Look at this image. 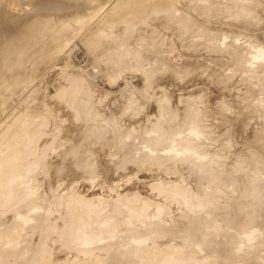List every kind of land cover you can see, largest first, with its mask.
<instances>
[{
	"label": "rangeland",
	"instance_id": "374dc122",
	"mask_svg": "<svg viewBox=\"0 0 264 264\" xmlns=\"http://www.w3.org/2000/svg\"><path fill=\"white\" fill-rule=\"evenodd\" d=\"M1 1L2 2L3 1L8 2L7 5L10 3L8 6L11 8H9V9H13V10L19 9L20 5H19L18 1L16 2V0H1ZM186 1H189L191 3V5L196 3V2H199V1H201V2H199V4H201L203 1H206V2H208V1L207 0H196V1L194 0L195 2L193 1V3H192L191 2L192 0H185V4H186V7L188 6L187 7L188 10L186 9V7H184L185 5L178 3V5L180 6V7L178 6L179 7L178 13H179V10L181 9V6H182V7H184L182 9L186 10L189 13L188 15H190L192 18L194 16V18H195V15H194V11H195V14H196L195 19H196L197 23L199 24V26L201 27V25H203L205 23H203L204 20H202L204 15L201 12H199L200 11V8H198L199 6L196 5V7H194L195 9L193 11L192 10L193 8H190L191 7V5H189L190 3L188 4V3H186ZM220 1L222 3L224 1L228 2L229 0H224V1L220 0ZM231 1L228 2V4L230 3V6L232 5ZM243 1L244 0H242V3H243ZM247 1L250 2V0H247ZM181 2H182V0H180V3ZM244 2H246V1H244ZM182 3H184V1ZM224 3H226V2H224ZM224 3H222V4H224ZM228 4H224L222 6V9L224 7V9L226 11V8L229 7ZM225 5L227 6L226 8H225ZM1 6L3 7V4L0 2V8H2ZM28 6L29 5H27V7ZM234 6H235V4L232 5L234 10H237L236 9L237 5H236V7H234ZM232 7H231V9H232ZM103 8L104 9H102L100 11L101 13H99V11H98L97 12L98 14L97 13L95 14L96 17L93 18L91 20V22H93V23H94V21L96 22V20H98L99 15L100 14L103 15L104 14L103 12H105V10H108L107 5H105V7H103ZM189 8H190V10H189ZM196 9H199V11ZM1 10L2 9H0V11ZM232 10H231V12H233V14L231 12H229L228 9L226 11V13L229 12L230 15H233L232 19H231L230 15L226 14L225 12H223V13L221 12L222 15H221V13L219 15L222 17L220 18V16L219 17L217 16V19L219 18L218 19L219 23L217 21L215 23V21H213V20L208 21V22L206 21L207 25H203L202 27L206 28L207 30L212 31L211 22H213L214 23L213 25L215 26V27L213 26V28L214 29L216 28V29L213 30L214 33L212 34V36L214 34H217L218 29H220L219 32L221 31V34H222V32L223 33L226 32V33H228L227 35L229 36L231 33V30L234 31L237 27L239 29H236V32L234 31L235 32L234 35L235 36L237 35V37L239 36L238 37L239 39H241L240 35H242V32L245 33V31L246 32L252 31L251 33L249 32L250 33L249 35L252 37L253 42H250V39H251L250 36L249 37L247 36L249 38V41H247V38L245 40L244 37L242 39L243 41H241V40H238V38H236L235 36H234V38H236V39H234L231 36L232 39L236 40V41H232V42H234V44L230 41L231 38L229 39V42H231L233 45L237 46V44H240V43H241L240 45H242V46L244 45L243 46L244 48H242V46L240 48L238 47L241 50H237L238 48L236 46L235 47L237 49L235 47H232L233 46L232 44L226 45L225 42H223V41H227L230 36L227 38V40L223 39L224 37L223 38L221 37V39H222V42H221V40H217V38L220 37L219 32H218V35L214 36L216 39L215 40L212 36L210 37V33H212V32L207 31V30H203V29H201L202 27L200 28V31L202 30L201 32L193 33V32H195L196 29H198V28H196V29H192V31L189 30V31H191L190 33L187 31L189 33V35H187V32L184 33L186 37L184 36V34H182L184 36L183 37L184 39L178 33H177L178 35L175 34L176 31H174L175 33L172 31L173 32L172 35L169 34L171 32V30H170V32L165 31V33L167 32L169 35L172 36V38H171L169 35H167V33L164 34V32H163L164 29H162L161 34H164L165 38L162 37V35H161V37L164 38V40H162L164 43H162V45L159 46L160 48L157 47V49H154L151 46V43L148 42V43H145L144 46L141 47V49L143 48L144 52H147V53L154 52L153 54L158 55V56H153V54L152 55L151 54H147V55L145 54L146 56H144V57L148 56L149 58L151 55L150 59H152V60H153V58L163 56V58L161 57L162 59L158 58V62H159V60L161 62L163 60L165 61V59L167 58L166 61H168V63H167L168 65L165 64L164 62H162V63H164L163 64L164 67L161 68L162 65H160V64H162V63L159 62L160 66H158V65L157 66L161 69H159V68L156 69L155 66H156V64H158V62L155 63V59L153 61H151L153 63L149 64L146 62H142L141 65H139L140 61H143L142 59L144 57L142 56L141 58L140 57L137 58L138 60H140L139 63L137 61H135V64L136 65L138 64L137 66L139 67L137 70L135 69L136 70L135 71L134 68H137V67L132 66L133 63L130 62L133 59L132 58L133 55H132V57H130L131 54H126V55H128V57L131 58V60L129 61L130 64L125 60L127 57L125 55L126 56V57L124 56L125 59H124V57H122L124 59V62H123L124 64L121 63L124 66L122 67V65L121 66L119 65L120 64L119 62H121L122 59L118 62L119 64L117 67L119 68L120 71L117 69L116 66H114L115 70L117 69V72L119 71V73H117V75L124 74V72H125V74L127 73L129 75L128 76L127 74L126 75L124 74L122 77L124 78V76L125 77L127 76V78H124L125 80H123V81L121 80V82L119 81L120 77H121L120 75H119L120 77L119 76L117 77L116 72L113 75L114 67L111 69L109 68L111 71L107 67L106 71L107 72L110 71L112 73V75L110 74V72H109V74L106 73V75H110L109 77L111 78V79H109V77L107 76V80H106L105 68H104V70L99 69V68H101L99 65L101 64L102 68L104 66L106 67V66H111V65H105V63L102 64L103 62L100 63L98 61L95 62V60H99L98 58H92V56L94 55L93 53H94L95 48H94V50L93 49L90 50L89 48L90 47L92 48V46L89 47L87 44L86 46L88 47V50L91 51L90 57H89V53H88L89 51L87 49H85L86 46L84 45L83 39L79 40V38H80L79 35L81 34L80 32H79V35L77 34V36H79V37H77V36H76V38L72 37V39H71V40H73L72 41L73 43L71 42L72 45L70 44L69 46H67V48L69 47V52L71 51L70 54L64 53L65 54V56H64V54L62 55V53H63L62 52L60 54L57 53L61 56H59V55L56 56L57 55L56 53H52V55L55 56V58L53 56H51V57H53L52 59H55V60L54 61L50 60V62H53V63L57 62V64H58V61L60 62L61 61L60 58H62V60L65 59V61H63V62L61 61V62L64 63V62L68 61L66 63H67V65L68 64L69 65L68 66L66 65L67 68H65L66 63H64V65H63L60 62V64L64 66V68H65L64 70L61 69V68H63V66H61L60 64H58L57 66H59L61 70L59 69V67L57 68V66L54 67L55 70H54V68L51 69L52 74L54 73V71L56 73L58 69L60 70L58 72H60L61 74L58 73L56 75L54 73L53 75H51L50 74L51 72L48 73L49 71H47V73L50 74V76L48 75L49 76L48 79H50V77H51L50 80L53 81V84L51 83V81H45V80H48L47 79L48 76H47L46 72H44L45 73L44 76L46 75V77H44L43 73H41L40 77L43 76L44 78H40V77L38 78V76L40 75V74H38L35 77V78H37L36 79L37 81L34 78L33 82H35V83L32 84L34 86L36 84V87H35L36 89L31 91L32 93H30V95L28 97V100H30L32 98L33 99L30 101L27 100L28 103L32 102L34 100V98H36V95L41 93V92H39V90L42 91L41 89L38 90L39 93L36 91L38 89V85L40 83L43 82L42 83L43 85H41V86H44V82H48V83L50 82L49 85L52 84L54 86L55 84L58 85L60 81L63 83V80H64L63 78H65L67 81L64 80V83L66 86L67 85L69 86L70 85V84H68V81H69L68 77L69 76L65 75V73L67 74V72H68V75H69L70 74L69 72H71L70 76L72 75V77H74V74L79 73V72H80L79 74H81V71H83L82 69H84L82 74L84 76L86 74V76H87V77L85 76L86 79L87 80L89 79V81L91 80L90 82L87 81V83L89 82L88 84H90V83L91 84L86 87L87 89H85V91H83L84 99L81 98L82 94H81V97L78 98L79 103L84 100V104L86 102V104L90 103L92 108H94L95 106L97 107L100 103H103L102 99H100L97 94H99L100 89H101V91L103 89H105L107 87V84L109 83L108 88L111 89V90H109V92L111 91L112 94L110 95L109 92H107L108 88L105 89L106 92L103 90L106 93V95L107 94L109 95V96L107 95L109 98L105 100V103H107V104L103 103L104 105H107V106H104L106 108V110L104 108H102L103 104L99 105L97 109L95 107L93 110H92L90 105L87 106L85 104V106H87V107L90 106V115L91 116L93 114V116L95 118H99V119L103 118V120L106 119L104 121H106L107 123H105L103 121L105 124L103 122L101 123L102 119L100 121V124H102L101 125L102 128L104 125L107 127V129L101 128L103 131L108 130V124L110 121H111V123L114 121L113 122L114 124L112 127L113 129L109 126V128H110L109 130L113 131V133L115 132L116 134L117 133L119 134V132L122 130L120 132L121 134H119V135L117 134L118 135L117 136L118 137L117 142L120 141L119 139H122L121 140L122 142L120 141L121 145L119 146L120 151H119V149L118 150L116 149V148H118V144H116L117 143L116 142L117 137H114V139L116 138L115 139L116 143H115L113 141V138H112L114 135L111 134L110 131H108L109 134L107 132H105L104 138L106 136L113 135V136H111V139H110V136L107 138L114 142V145H113L114 147L112 145H111L112 146L111 148H113V149H111L109 147L110 142H111L110 140H107V141H110V142H107L109 144L105 143L106 142L105 140H104L105 142L102 140L103 143H105V145H106L105 146L102 143L103 144L102 147L104 146L106 148L104 149V147H103L101 149L100 145H101L102 141H100V140L103 138V136H102L103 133H99V131H98L99 129L97 127L95 128V131H97V134L95 131H93L94 135H98V136H95V138H100V139L96 140V141L100 142V144H98L97 142H95L94 135H91L92 134V129H91L92 127L87 126V125H91V124L97 125V122L99 124V121H98L99 119L96 120V122H94L95 121V119H93L94 117L92 116V118H91V116L89 115V117L91 119L89 117H88V119L90 121L93 119L94 121H91L90 122L91 124L89 122L86 123L89 120H87V118H86V120L83 119L84 118V117H82L83 115L79 116L77 110L75 108L72 109L73 108L72 106H74V105L71 104L72 108H68V106H66V103H67V105L70 104L68 102L70 100H66L61 96L62 97L61 99H63L62 101H64V100L67 101V102L64 101L63 103H61L62 101L59 97L60 94L57 95V97L55 96L56 94H58L57 93L58 89L60 91V89H61L60 87L56 86V88H54L55 86L53 87L52 85H50L47 88L48 84L47 85L45 84L46 86H44L42 93L39 94L37 96V98H38V100H41V101H39L40 103L42 102L44 104V102L46 100L43 101L44 98L40 99L39 98V97H41L40 95H46L47 92L49 95H51V94L53 95V93H54L55 95H53V96H55V98L52 96L46 95L48 98L47 100H49V98L51 97L52 103L50 102L49 106H50V109H52L53 111L48 109L47 108L48 106L44 107V106H42L43 105L42 103L40 104L38 102L41 105L40 108L42 107V109L43 108L46 110L48 109L50 111V113L54 112L55 116H57V113H58L56 110L59 109L58 110V111H60L59 114L63 115V116H61V118H63V117L65 118L66 115L69 116L68 114L70 113L69 117H71L77 124L81 123L80 126H82V124L84 123L82 126V130H84V131L80 130L81 127L79 128V124L77 125L74 122V124L76 126L75 127L73 125V120L71 121V118H68V119L67 118L66 119L59 118V119H61L60 120L61 122L65 123V125H64L65 128L63 129L65 132L70 128L65 133L62 130L63 126L59 125V123H61L58 119V117H60V115L55 118L53 113H51V114H53V116H52L48 112V114H50V116H52L49 118L48 115H45L47 113L42 114V115H45V117H44V118H46L45 120L49 119L48 122L51 121V118H53V121L57 119L59 122V123L58 122L56 123L54 121L53 122L54 124L52 122H49V124H48L47 121H44V125L42 127L45 128L47 126V128L50 129V126L51 127L55 126L54 127V129H55L56 127L59 126L58 128H60V129L56 128L57 130L56 129L53 130V128H51L50 129L52 131L51 132L45 128L48 135L46 134V131L44 132V130H43V132L46 135H44V133L41 135L40 138L42 140H40V142L44 141L43 139L47 138L48 141L45 140L46 144L47 143L48 144L51 143V144L47 145L46 148H48L49 146H51L52 148L49 147V149H51V151L49 150V153L47 151L48 149H45V154L46 153H48V154L47 155L44 154V158L42 161L34 164L29 170L26 167L29 165V162H28L29 158H25L23 160L26 163L22 164L21 167L18 170H16L17 173L14 172V173H16L14 175H17V178H19L20 181H18L17 183L15 181L14 185L11 187V190H10L11 195L13 197L11 199L12 206L8 210H6L7 207H4V208L0 207V210H1L0 211V254L6 252V250H10L9 248H11V246L14 244V238L8 237L7 232L8 233H17V232L23 231V233L21 232L18 235L19 240H20L19 252L21 254V258L19 261L20 264H264V225H262V222L264 221V217H261V215L264 216V211H263V209H264V198H263L264 197V178L262 175V174H264V172H263L264 171V169H263L264 165L261 161L262 164L259 165V168L262 167V170L261 169L259 170V168H257L258 164L255 165V163L252 162L251 159H250L251 160V163H250L248 156L246 155V154H249V156L252 155L251 154L252 153L251 152L252 146L256 143V141H257V143H259L260 147H262L261 149H263L262 154L264 152V148H263V146H264V106H263L264 105V88H263L264 87V65H262L264 63V58H262V60H261V57H258L259 59L254 57V59L252 60V58H250L249 56L247 57V55H246V54H249L252 57L253 54L256 53L258 55V53H259V55H261V52L264 51V50L261 51L262 48H258L259 46L261 47V44L264 46V26H263L264 25V16H261V18L258 19L259 22L258 21L257 22L259 24H257V22L255 21L253 23L249 22L250 25L247 26V25H245L246 23L243 24L238 19V16L235 17L236 16L235 11H232ZM244 10H247V9L245 8ZM180 11H182V10H180ZM189 11H191V12H189ZM192 12H193V15H192ZM198 12H199L200 19L198 18L199 17ZM200 13H201V15H200ZM261 13H263V12H261ZM226 15L233 22L228 20L229 22L226 21V22H223V24H222V25H224L226 23L225 26L227 25L228 27L227 26L226 27L220 26V24H221L220 20L222 19V21H223L224 20L223 18L227 17ZM100 17H99V19H100ZM233 17H235V19H237V21L235 20L236 22L240 21L237 23V26L236 25L234 26L235 21L233 20ZM200 20H202L203 22ZM225 20H227V19H225ZM209 22H210V24H208ZM113 23H115V22H113ZM227 23L232 24V25H230V27H229V24H227ZM115 24H117V22ZM115 24L112 25V26H114L113 27L114 30L117 27L119 28L121 26V25L118 26L119 24L115 26ZM141 24H145V25H141ZM141 24H139V27L143 26L142 28H144V29L148 28V26L150 27V25L147 26L146 23H141ZM216 24H218L217 26L222 27L224 29L222 30V28L216 27ZM208 25H211V28ZM257 25H260V27ZM261 26L263 28H261ZM233 27L235 29H233ZM249 27H252V28L249 29ZM241 28H244L245 30L244 29L242 30ZM258 28L260 30L261 29L262 30L258 31ZM165 30H167V29H165ZM198 30H196V31H198ZM229 30H230V33L227 32ZM237 30H238V32H237ZM239 30H240V32H239ZM205 31H206V35L203 34V33H205ZM254 31H256V32H254ZM198 33L199 34L202 33L204 35V36L200 35L202 37V39H200L201 37L199 36ZM226 33H225V35H226ZM239 33H240V35H238ZM252 33L254 34L255 38H257L256 36H258L262 41V43H261V41H258L259 43H258V45H256L258 49H256L257 50L256 52L254 51L255 49L254 50L252 49V48L256 47V46L252 45L253 43H256V39H254V37L252 36L253 35ZM173 34H175L177 36L173 37L174 36ZM191 34H194V36L196 34V38L200 37L199 41H198V39H196ZM207 34L209 35L210 38L207 36ZM231 34L233 35V33H231ZM225 35L222 34L221 36H225ZM246 35H248V33H246ZM246 35H244V36L246 37ZM133 36L134 35L130 36V37H132L133 40L130 37L129 38L125 37L126 43L128 42L127 43L128 45L126 47L134 46L135 42H137V44H135V46L136 45L141 46L140 42H138V41H140L138 39V37L137 36L133 37ZM187 36H189L188 39H190V41H194L193 43L198 42V45H196V43L193 44L194 46L195 45L196 46L195 47L193 46L195 49H193V51H191V52H190V50H192V48H193L191 46L192 43L190 41H188V42L184 41L187 39ZM191 36L194 37L193 38L194 40L193 39L191 40ZM205 36H207V37H205ZM176 37H179V38L173 40ZM204 37L207 38L208 40L210 39L212 41L209 42L208 40L204 39ZM74 38H75V40H74ZM135 38L138 41H136ZM166 38H167V40H166ZM170 38H171L172 43L170 41ZM119 39H120L119 43L120 42L123 43L122 45H120V47L121 46L124 47V45H125L124 37H123V39H121V37ZM127 39L128 40L131 39L132 43L130 41H128ZM182 39H183L184 43L186 42V43H188V45L191 43V45H189V46L187 45L188 47L185 46L186 43L183 45L181 43ZM213 39H214V41H217L218 45L214 44L216 42L211 43V42H213ZM168 40L171 43L170 46H172V50L174 49L173 46L175 47V49H177V50L174 49L172 53L170 52L171 47L167 48V46H169V45L167 43H165ZM176 40L178 42L179 41L180 42L178 43ZM244 41H247V42H244ZM74 42L76 43V45ZM236 42H239V43L236 44ZM242 42H244V44H242ZM248 42H249V44H248ZM222 43H223V46H222ZM129 44H130V46H129ZM172 44H174V45H172ZM180 44L183 47L185 46L184 47L185 50L186 49L188 50V48H189L190 50H188V51L190 53L188 51L185 53H181V51H185V50H182L183 47ZM247 45H249V46L251 45L250 47H252V46L253 47L249 48ZM70 46L74 47V48L72 47L73 50H70V48H71ZM140 46H138V47H140ZM176 46H179V49L182 47L181 50H178V47H176ZM245 46H247L248 48ZM93 47H94V45H93ZM97 47L98 46H96V48ZM196 47H197V49H196ZM245 48L247 49L248 52L252 49L254 51V53L252 51H251L252 54L247 53ZM116 49L118 50V47H115L113 50H116ZM243 49H244V51H246V54H244V53H242L243 55L238 54L239 53L238 51H240V53H241L243 51ZM53 52H56V51H53ZM191 53H193V54H191ZM67 55L69 56V59L71 58V63H72L73 68L75 69L76 68L75 65L77 66V68H76L77 72H76V69L73 70L72 66L70 65L71 63H70ZM228 56H229V58H227ZM56 57H58V58H56ZM93 57H95V55ZM210 57H211V59L213 58V60L215 59V61L213 62L210 59ZM130 58H127V60H129ZM147 58L146 59L144 58V59L148 61L149 58L148 59ZM191 58L192 59L195 58L194 61L198 65H196L194 63V61H190ZM198 58L202 59V62H201V63H203L202 65L201 64L199 65V63H200L199 61H201L200 59L196 60ZM203 58L206 61L210 59L212 61V63H214V64L210 65L211 61L209 60V62H208L209 64L206 62L207 66H204L205 60H203ZM247 58H250V59H247ZM134 59H133V62H134ZM225 59L227 61H224ZM245 59H247L246 60L247 63L244 62ZM220 60H221V62H218ZM250 60H251V63H250ZM92 61H94L93 64H95L93 66L94 68L92 67ZM156 61H157V59H156ZM181 61L182 62L183 61H189L190 63L188 62V64L186 65L187 62H184L185 64H183ZM216 61L218 63H216ZM253 61H257V62H254V64H253ZM97 62L100 64H98ZM125 62L128 63L127 64L128 67L125 65L126 64ZM177 62H179L178 66H177V64H178ZM191 62H193L196 66H198V68H196L195 65L193 66V64ZM260 62H262L261 66L259 65ZM73 63H75V64H73ZM154 63H155V65H154ZM181 63H182V66L180 65ZM243 63H246L245 68H247V70L244 68V65L243 66L241 65ZM189 64H190V66H193L195 68L189 72H187V70L185 72V69L187 67H184V65L189 66ZM247 64H249V65H247ZM149 65H151L152 67L150 66V69L147 70V68H149ZM208 65H210V66H208ZM234 65H236L238 67L235 66V68H234L233 67ZM256 65H258V66H256ZM125 66L127 68H129V66H130V68L127 69V68H125ZM141 66H143V67H141ZM173 66L174 67L177 66L176 67L177 69H181L180 67H182L183 71L180 70L182 73L177 72L176 68H175L176 70L174 71L172 68ZM248 66H250L249 69H248ZM91 67L93 69H91ZM131 67H134V68H131ZM68 68H70V70L72 68V71H74L76 73L72 74L73 72L69 71ZM78 68H80V69H78ZM189 68H192V67H188L187 69L189 70ZM243 68H244V70H243ZM250 68H252V69H250ZM123 69H125L124 72L122 71ZM66 70H68V71L65 72ZM87 70H88V73H87ZM127 70L128 71L130 70L129 73L132 72V70L135 72L130 73L131 74V76H130V74L128 72H126ZM150 70L151 71L153 70L154 72L151 73ZM121 71L123 73H120ZM101 72L104 74H101ZM183 72H185V73H183ZM62 73H63V75H62ZM94 73L95 74L97 73L95 78H98V81H97V79H94V75H95ZM99 73H100V76H99ZM59 74L61 77L63 76L62 79H60L61 77H57V76H59ZM88 74H91L92 79H90V77H89L90 75H88ZM54 75H56L55 77L58 79H56L54 77ZM83 75H81L82 78H85ZM92 75H93V77H92ZM101 75H103L105 77H103ZM147 75H151V78L149 79L151 81L146 80ZM52 76L55 79H53ZM100 77H102L101 80H99ZM122 77H121V79H122ZM112 78H114V80ZM117 78H119V79H117ZM40 79H41V81H40ZM59 79H60L59 82H57V81H55L57 83L54 82V80H59ZM86 79H85V81H86ZM103 79L106 81H104ZM115 79L119 81V82L118 81L116 82V84L118 83L117 85H119V83H122L125 81L123 83L125 87L123 86V84H121V85H119L120 87L118 86L121 89L118 88V91L114 90V89H116L113 87L114 85L116 87ZM93 80H95L97 83ZM145 80L148 83H146ZM39 81H40V83H39ZM92 81L94 82V85L95 84L99 85V83H100V85H102V84H104V82H106V83L108 82V83L107 84L105 83L102 86H98L100 88L98 91V87L96 85L95 86L92 85L93 84ZM101 81L102 82L104 81V82L102 83ZM112 81H113L114 85H113ZM142 81H144L143 82L144 84H142ZM66 82H67V84H66ZM110 82H111L112 87H109ZM256 83H257V85H259L258 87H257V85H255ZM139 84H141V85L139 86ZM145 84H147V85H145ZM260 84L262 85V88H261ZM63 85L64 84H62L61 87ZM143 85H145V86H143ZM41 86L39 85V88H43ZM90 86L92 88L89 89ZM93 86H94V88L97 87L96 88L97 91L95 89H93ZM104 86H106V87H104ZM50 87L52 89H50ZM102 87H103V89H102ZM139 87H143V88H141L143 91L142 92L143 94H141V89H139L140 93L136 94L137 93L136 90ZM45 88L53 90L52 91L53 93L50 90L47 91V89H45ZM53 88L55 89V92L57 90L56 93L54 92ZM123 88H124V90H122ZM145 88H146L147 92H145ZM19 89H21V87ZM112 89L114 90V92L112 91ZM128 89H129V91H128ZM133 89L135 90L136 93L133 92V94H132V91H134ZM253 89H256V90H253ZM259 89H260V91H259ZM44 90H46L47 92ZM89 90L94 91L95 93L94 92L91 93V91H89ZM17 91H20V92L22 91V94H23L26 92V89H24V90H18L17 89ZM33 92L35 93L34 94L35 97H33L34 96ZM96 92H98V93H96ZM102 92H100L101 94H99L100 97L102 96ZM254 92L256 93V95H254L255 94ZM105 93H103V96H102L103 100L106 97ZM129 93L132 94V97L135 95L136 96L140 95L139 97L141 98V95H143V97L141 98V99L145 98L143 100V103L145 100H146L145 103L148 102L146 105H144L145 103L143 104L141 101L142 107L139 109L135 105L136 106V107H134L135 110L134 109L133 110H134V112H136V109H137L138 113L137 114L133 113L134 116L131 114V112L133 111V110H131L133 106L131 107V109H130V107L127 106L129 108L128 110L131 111L130 113H127L128 116L131 115L130 117L125 115L126 112H124V109H122L123 107L125 108V106L127 104L130 106V104L128 102H130L131 99H133V98L128 97V101L126 100L127 96L131 95V94L128 95ZM134 93H135V95H134ZM259 93H261L262 95L261 94L259 95ZM31 94L33 96H31ZM89 95H91V97H93L92 99L98 98L100 100V103H99V101H96V102L91 101V97L88 99ZM144 95H146V96L144 97ZM46 96H42V97H46ZM94 96H96V97H94ZM136 96L134 98L135 100H132V101L138 103V102H140L139 100H141V99L137 96L138 100H136L137 99ZM85 97H87L89 103H87V101H86L87 99L85 100ZM254 97H255V99H253ZM37 98H36V100H37ZM53 98H54V100L56 98L60 99V100L57 99L58 103L60 102L61 106H62V104L63 105L65 104L66 107H64V106L63 107L67 110V112L63 107L60 106V108L63 109V112H62V110L60 108H58L59 104H57V103H56L57 109L54 110L52 107L55 105L54 100H52ZM129 98H130V100H129ZM261 98L263 101L261 100ZM73 99H72V101H74ZM37 101H35L36 107L38 106L37 108H38V110H40L39 104L37 103ZM49 101L48 102L46 101V104H44V105H47V103L49 104ZM75 101H76V99H75ZM126 101H127V103H125ZM132 101H131V104H134V103H132ZM190 101H192V103H190ZM257 101L258 102L260 101V102L258 103ZM35 102H32V106L35 105L34 104ZM76 102L78 104L79 111L81 109H83V110L85 109V106L79 105L78 100ZM91 102H95V104L93 105ZM249 102H250V104H249ZM28 103L26 102V104H28ZM123 103L125 105H123ZM188 103H190V104H188ZM221 103H222V105H221ZM262 103H263V105H262ZM51 104H54V105L51 106ZM81 104H83V103H81ZM119 104H122L123 106L119 105ZM24 105H25V103H24ZM220 105H221V107H220ZM116 106L117 107L121 106L122 108L121 107L120 108L122 110L119 109V107H118V111H117V109H116V111H114L115 110L114 107H116ZM139 106H140V103H139ZM189 106L193 110L192 111L193 113L191 112V114L195 115L194 121H192V122L189 121L190 120L189 119L190 114L188 112L191 111V109L190 110L188 109ZM69 107H70V105H69ZM99 107L101 109H99ZM110 107L114 110H112ZM127 107L125 108V111H126ZM255 108H257V109H255ZM44 109L42 110L43 112L46 111ZM68 109H70V110H68ZM185 109H188V112H185ZM72 110H76V113H77V114H74L75 113V111H74V113L72 114L74 117L71 115V113L73 112ZM91 110L93 113H91ZM98 110H100V111H98ZM101 110H105L109 115L106 112H103L104 116L101 115L102 114ZM119 110L122 112V114L119 112ZM146 110H148V111L146 112ZM259 110H261L260 111L261 113L259 112ZM64 111H65V114H64ZM70 111H72V112H70ZM129 111H127V112H129ZM115 112L116 113L118 112L117 116L120 117V115H121V117L124 118V120L125 119L127 120V121L126 120L125 121L120 120V121H122L121 123L123 124V126H127L125 128L126 130L128 128L127 131H129V132L131 131V133H133V132L135 133V137L134 136H132V137L134 138V140L137 139L135 141L136 146H137V144H139V142H141L140 144H142V141L144 142V140L146 141V139H148V138H149V141L151 143L150 137H152L153 134H155L154 136L157 135L156 132L154 133L152 130L154 129V127L157 128V126H160V125L162 126V130H163L161 135L164 136V135L169 134L173 131H174V133L175 132L176 133L175 134L173 133L170 135V137H171L170 140L167 139V140L162 141L160 143L161 147H158L159 153L156 152L157 148H155V149L153 148L154 146H152V143L147 145L146 144L147 141L144 142L145 144L143 143L142 145H139V146H143L145 149H142V147L137 146L138 149L140 148V151L133 150V146L135 147L134 140H132V142H134V144L131 148L132 150L129 149V152H128V148H130L131 145L128 144V146H127L126 142L123 139H125V140L127 138L131 139V137L130 138L128 137V136H131V135H129L131 133L128 132V135H127V131L125 129H122L123 126L121 125L122 127H120L121 123H120L119 119L121 117L115 118L114 117V116H116ZM98 113H100V114H98ZM113 113H115V114H113ZM239 113H241V114H239ZM251 113H252V115H251ZM187 114H188V116H187ZM244 114H245V117H244ZM42 115L40 118H42ZM95 115H97V116H95ZM98 115H100V116H98ZM106 115H108V116H106ZM124 115L127 116L129 118V120L127 117H123ZM241 115H242V117H241ZM39 116H40V114H39ZM76 116L80 117V118L78 119V118H76ZM47 117H48V119H47ZM74 118H76V119H74ZM81 118L83 119V121ZM226 118L228 119V122L226 121ZM247 118H249V119H247ZM115 119H117L118 121H116ZM242 119H244V120L247 119V120L245 122ZM251 119L253 120L254 124L251 122ZM38 120H41V119H38ZM62 120H65V121H62ZM66 120L67 121L70 120V122H67ZM79 120L81 122H79ZM185 120H188V121H185ZM247 121L249 123H247ZM117 122H119V123H117ZM69 123H71L70 126L72 125L75 129L78 127V129L75 130L76 132L74 130H72L73 129L72 126L67 127V125L69 126ZM111 123L109 125L112 126ZM115 123H117V124H115ZM126 123H128V124H126ZM185 123L190 125V126L188 125L190 129H191V127H192V129H193V127H195L194 129H196L198 132H195L196 130H192V131L190 130L191 131V133H190L188 126L184 125ZM51 124H53V125H51ZM118 124H119V126H117V127H119V130H120L119 132H117L118 128L114 127V125L116 126ZM129 124H130V128L128 126ZM247 124L249 126H247ZM250 124L253 127H251ZM84 125H86V126H84ZM184 126H186L187 129L183 128ZM254 126H256V127H254ZM85 127L86 128L88 127V129H91V131L89 130L91 133H89V131L87 129H85ZM98 127H100V126L98 125ZM152 127H153V129H152ZM115 128H117L116 129L117 131H114ZM132 129H133V132H132ZM134 129H136V130L134 131ZM178 129H180L179 130L180 132H177ZM58 130H59V132H58ZM77 130H79V133L81 132L82 136L85 134L83 136L84 138L89 133L91 138L93 136L92 139H94V141H92V139H89L90 142H88V139L86 141L82 140V139H81L82 141L79 140L80 139L79 137L81 134H78ZM123 130L126 131V134H124V135L122 134V133H125V131H123ZM146 130H147V132L148 131L150 132L149 135H148V133H146L147 135H145L144 132H146ZM175 130H177V131H175ZM56 131L59 134L56 133ZM71 131H74L75 134H73L74 132H71ZM85 131H87V132H85ZM50 132H51L52 136H51V134H49ZM151 132H152V135H151ZM192 132H193V134L196 133L195 135L197 136V138H195L196 137L195 135L192 136ZM98 133L100 134V136ZM106 133H107V135H106ZM141 133H144L143 136L141 135ZM186 133L188 134L189 137L186 135ZM53 134L54 135L57 134L56 137ZM66 134H67V136L68 135H72V136H69L67 139L65 138L64 139L65 141L71 140L72 137H74V135L76 137V134H77V137L79 136L78 137L79 139L77 138V140L79 142L75 138L74 139L77 142L75 140H71L74 142L68 141L69 142L68 143V142H65L63 140L66 143V145L64 143L63 144L64 146L62 145L64 148H62V146H60L61 147L60 148L59 144L63 143V141H61V139L66 137ZM136 134H137V136H136ZM257 134H258V136L256 138ZM43 135L45 138L44 137L42 138ZM125 135H127V137ZM48 136H50V138ZM82 136H81V138H82ZM88 136L86 138H88ZM119 136L120 137L123 136L126 138H123V137L120 138ZM173 136H175L176 138L174 139ZM136 137H138L139 139ZM178 137L181 138L182 142H180ZM193 137L195 139H193ZM54 138H56V140ZM189 138H190V141H188ZM176 139L179 142L175 141ZM254 140H255V142H254ZM51 141H53V142H51ZM59 141L62 143L58 144ZM209 141H211V142H209ZM83 142H85V143H83ZM93 142H95L97 144H95V143L92 144ZM113 142H111V144H113ZM132 142H128V143L132 144ZM261 142L263 144H261ZM54 143H55V145H54ZM67 143H68V146H67ZM90 143H91V148L89 147ZM122 143H124V144H122ZM179 143L182 146L181 145L179 146ZM56 144H57V147H59V150L57 151L58 153H60L61 150L63 149V151L60 153L61 155L60 154L57 155L55 152V149H57ZM81 144H83L84 146L83 145L81 146ZM172 144H174V145H172ZM175 144L177 146H175ZM73 145H76V146L79 145L78 146L79 148L75 147ZM86 145H87V147L90 148L89 150H91L96 145L95 149L94 148L92 149L93 152H90L88 150L89 153H91V154L95 153L94 150H98V151H96L97 156H96V154H94L95 157H94V155L92 156L93 158L96 159V161L94 159H91L90 157H88V156H91L90 154L89 155L85 154V156L88 155L87 156L88 158H86L87 161L88 160L89 161L94 160L93 162L90 161L91 163H94V164L90 165V163L88 162L89 166L91 168H88L89 167L88 163L86 164L87 161L83 165L82 162L84 161L85 157L82 156L81 153L80 154L78 153V155H80L82 157V160L80 157H78V155L73 157V159H72L71 156L76 155L74 153L73 154L65 153L69 149L68 147H70V148L74 147L76 149H79L78 152H82L80 147L81 148L83 147L82 149L84 152ZM92 145H93V147H92ZM71 146H73V147H71ZM97 146L99 149L97 148ZM121 146L124 147V151H127V152H124V153H126L127 156L124 154L122 156L120 155L121 153H123V151L121 152ZM145 146L148 147V150ZM150 146H152V147L150 148ZM66 147H67V150H65ZM125 148H126V150H125ZM137 148H135V149H137ZM162 148H165V152H164V149H162ZM87 149L88 148H86V152H88ZM149 149L150 150L153 149V151L154 150H156V151H154V153H153V151L151 150V153H150V155H152V156H150L151 158L146 160V162H145V160H143L144 163H143V161H141L142 162L141 163L139 159L141 157H143L144 153L147 154L146 152H148V154H149V152H150ZM239 149H240V152H239ZM107 150L113 151V152L109 151V154L113 153L114 157L111 154L112 159L109 156ZM115 150H116V152L118 151L117 153L119 154V157H118V154H115L116 152L114 153ZM122 150H123V148H122ZM143 150H145L144 153H143ZM162 150L164 153L161 152ZM173 150L175 151V153L177 152L176 153L177 156L175 155L176 158H174V153L171 154L173 152ZM241 150H242V152H241ZM131 151L133 153H131ZM134 151H136V153ZM170 151H172V152H170ZM182 151H185V152H182ZM83 152H82V154H83ZM86 152H84V153H86ZM99 152H102V153H99ZM103 152H104V154H103ZM137 152H141V153H137ZM166 152H167V154H166ZM186 152H193L195 154V157L193 154V156L190 155L192 157H186L184 155V157H186V158H181V157H183L181 153H186ZM156 153H158V154H156ZM66 154H67V158L70 157L72 161L74 160V158L77 159L76 161L75 160L73 161V164H72L73 166H75V163H77L78 159L80 158L78 164L81 163L83 166L80 165L81 167L80 166H78V167L83 168L86 165V166H88L87 167L88 169L86 167H84V168H85V170L90 169V173H89V171H87L88 172L87 173L83 169L82 173L83 172L84 173L82 174V173H80L81 172L80 168L75 167V169H74L73 167H70V165H71L70 163L72 161L65 157ZM98 154H101V155H98ZM134 154H135V156H134ZM140 154H142V156ZM154 154L157 157L154 156ZM62 155L63 156L65 155V156L61 157L60 161H61V159L63 161V158H66V159H64V161H63L61 167H59V169L61 170V172L66 167L69 170L65 169V170H68V171H66V174L65 173L61 174L60 170H59V173H57L58 174L57 175V174H55L56 172H58V171H56V169H58V167L56 168V166H60V165H55V164H59V161H58L59 157L58 156H62ZM68 155H70V156H68ZM167 155L172 156L173 158L167 159L168 160L167 161L166 157H164ZM138 156H141V157H138ZM76 157H78V158H76ZM133 157H134V159H135V157H138L139 159L136 158L135 160H133L132 159ZM163 157H164V159H163ZM240 157H242V158H240ZM124 158L129 159V161L132 160L131 165H130V163L128 165L127 164L128 162L127 163L124 162V161H127V160H123ZM141 159H143V158H141ZM160 159H163L162 160L163 162ZM68 160H70L71 162ZM119 160H120V162H119ZM138 160H139V165L138 164L132 165L135 161L136 162L134 164L138 163L137 162ZM56 161H58V162L56 163ZM80 161H82V162H80ZM103 161L106 162V165L102 164V163H104ZM68 162H69V165L67 164ZM113 163L115 165H113ZM237 163H239V164H237ZM60 164H61V162H60ZM78 164H76V166ZM96 164L100 165L101 168ZM122 164L126 165V166H123ZM92 165H94V166H92ZM239 165H241V166H239ZM243 165H244V167L246 166L245 168L248 167L250 169L252 166V169L251 170L250 169H243V167H242ZM63 166H65V168ZM253 166L256 170L253 168ZM93 167L94 168L96 167V169H97V170L94 169V171L96 170L95 171L96 173H94L95 175L93 174V171H91V169ZM119 167H120V169H119ZM240 167H242V168H240ZM65 170H64V172H65ZM72 170H75L73 172H76V174L73 173ZM76 170H79L80 172H77ZM247 170H249V172ZM53 171H55V173ZM107 171H108V173H107ZM255 171L256 172L258 171L257 175L255 174L256 173ZM261 172H263V173H261ZM10 173H11V171H9L8 174H10ZM52 173H54L53 176H51ZM77 173H79L81 175H78ZM12 175L13 174H11L10 177H12ZM54 175H56V176H54ZM74 175H78V176H74ZM260 175H262V176L260 177ZM49 176H51L50 178L53 177L54 181H53V179H50ZM69 176H73V177L72 178L70 177L71 179H69L70 181L68 183L67 181H68ZM256 177L259 179H256ZM261 178H263V179H261ZM48 180H52V183L50 184V185H52V187L50 185H48L50 182V181L48 182ZM208 180L209 181L211 180V181L209 182ZM45 182H47L46 183L47 185L45 184ZM66 184H68V185L66 186ZM255 185L257 186L256 187L257 190L255 191V194H252L253 192H251L252 191L251 189ZM247 190L249 191V193L251 195V196L249 195L250 197L247 195L248 194ZM244 192L247 194H245ZM8 193L9 192L7 190V187L3 188V195L8 194ZM243 193L246 195V198H245V196H243L244 195ZM32 198L33 199L37 198V199L30 205V207H28V208L25 207V210L23 211V213H21V215H22L21 218L14 219V217L11 216L13 213V208H14L13 204H15L17 201L19 204L23 200H26V199L29 200ZM42 198H43V200H42ZM36 201L38 204H36ZM260 209H262V210H260ZM261 211L263 212V214ZM258 214H259L260 218H263V219H260ZM33 220H36L34 223V227L31 228V231L28 232L25 228L29 224H31L33 222ZM257 222H259V223H257ZM81 225L82 226L87 225V227L90 228V230H91L90 241L76 240L74 242H68L66 239L65 228L68 226L70 228H74V227L81 226ZM256 225L257 226L259 225V226L257 227ZM4 228H7L6 232H3ZM245 229L247 231H245ZM248 229L250 230L249 233H251V235L254 234V232H255V234L253 235V239L251 241H248V242L246 239L245 240L241 239V240H239L241 242H237L240 235L242 233L244 234L245 232H248ZM243 230H244V232H243ZM252 231H254V232L252 233ZM133 232H135V234L138 236V237H136V239L139 238V242H135L133 240V238L131 236V234ZM243 234L241 235V237L243 236ZM187 240L191 241V243L188 245H187V243H185ZM242 240H244V242ZM229 242L231 243V246H230V244H229V246L227 245ZM233 242H234V244H232ZM235 242H236V244H235ZM237 243L240 244V247L243 246V249L242 250L240 249L242 252L240 250L237 251V249H236L237 247L235 248V246H237ZM40 245H42V247H43L42 249L40 248L41 247ZM226 245L229 248L232 247V245H235V246H233L232 248L229 249ZM139 248H141V249L146 248L147 249L146 253L143 256L139 255V254H134L135 253L134 251L136 249H139ZM228 249H229V251H231V249L235 250L234 251L235 252L234 258L235 259L237 258V260L234 263L232 262L231 258L226 259V257H225L226 256L225 252L227 253ZM11 260H13V259H11ZM227 260L229 262L231 261V263H229Z\"/></svg>",
	"mask_w": 264,
	"mask_h": 264
},
{
	"label": "bare ground",
	"instance_id": "6f19581e",
	"mask_svg": "<svg viewBox=\"0 0 264 264\" xmlns=\"http://www.w3.org/2000/svg\"><path fill=\"white\" fill-rule=\"evenodd\" d=\"M18 1V3H19V9L18 10H13V9H9V8H11V7H9L8 5L10 4H8L7 5V3L8 2H2L1 0H0V2L3 4V7L2 8H0V9H2L1 11H0V207L1 208H4V207H7V209L6 210H8V209H10L11 208V206H12V204H11V199L13 198L12 197V195H11V187L14 185V182L16 181V183L18 182V181H20V179L19 178H17V175H14V174H16L17 172H16V170H18L20 167H21V165L22 164H25L26 162L23 160V159H25V158H29V160H28V162H29V165L28 166H26L29 170H30V168L34 165V164H36V163H38V162H40V161H42L43 160V158H44V154H45V149H48L47 151H48V153H49V150L51 151V149H49V147H51V146H49L48 148H46L47 147V145H50V144H46V141H48V139L46 138V139H43L44 141H41L40 142V140H42L40 137H41V135L46 131L45 130V128L48 130V131H51L50 129L51 128H53V130H55L56 128H58V127H56L55 129H54V127L55 126H53V127H51L50 126V129H48L47 128V126L44 128V127H42L43 125H44V121H47L48 122V117L50 118V117H52L53 116V114H54V112H51V113H53V114H51L50 113V111L48 110V109H50V102L52 103V101H51V97L49 98V100H47L48 98H47V96L46 95H49L48 94V92L47 91H49L50 89H52L51 87H50V89H47L50 85H52L53 84V81L52 80H50L51 79V77H50V79H48L49 78V76H50V74L51 75H53L54 73H55V68L54 67H56L58 64H60V62L62 61H65V59L64 60H62V58H60L61 59V61L59 62L58 61V64H57V62H50V60H55V59H52L53 57L55 58V56H53L52 55V53H62V55L65 53V54H70L71 53V51L69 52V47L67 48V46H69L70 44H71V42L73 41V40H71L72 39V37H75L76 38V36H77V34L79 35V32L81 33L79 36H80V38H79V40L81 39H83V41H84V45L86 46L87 44H88V46L90 47V46H92V48L90 47L89 49L91 50V49H93L94 50V48H95V50H94V55H95V57H93L92 55V58H98L99 60H95V62L96 61H98V62H103L102 64H104L105 63V65H111V66H104L103 68H102V66H101V64L100 63H98V64H100L99 66L101 67V68H99V69H103L104 70V68H105V71H106V69H107V67H108V69L110 68H113L114 66H118V64L121 66L122 65V67L124 66L123 64V62H124V59H125V57H126V61L130 64V62L131 63H133L132 64V66H134V67H137V68H134V67H131V68H134V70L136 69H138L139 67L135 64V61H137L138 63H139V61L140 60H138L137 58L138 57H144V56H146L147 54H153L154 52H150V53H147V52H144L143 51V48L141 49V47L142 46H144V44L145 43H148V42H150L151 43V46L154 48V49H157V47L158 48H160L159 46L160 45H162V43H164L162 40H164V34H166L165 33V31H168V32H170V30H171V32L169 33V34H171L172 35V33L174 32V31H176V33L175 34H179L180 36H182V38L185 36V34L184 33H186L187 31L190 33L191 31H192V29H196V28H198V29H196V30H198V31H196L195 30V32H193V33H196V32H201L200 31V28L203 26V25H207V22L208 21H215V23H216V21L219 23V21H218V19H217V16L219 17L220 15V13L222 12H225L226 13V11H227V9H228V11L231 9V7H232V5H234L235 4V6L234 7H236V5H237V7H236V9L237 10H234V8L232 7V11H235V14H236V16L235 17H237L238 16V19L244 24V23H246L245 25H247V26H249L250 25V23L249 22H257L258 21V19L259 18H261V16H264V0H250V2H248L247 0H244V1H246V2H244L243 1V3H242V0H229L228 2H230L231 1V3H232V5L230 6V3L228 4V2L227 1H224V0H222V1H224V2H226V3H224V2H222V3H224V4H228L229 5V7L228 8H226L227 6L225 5V8H226V11H225V9H224V7H223V9H222V6L224 5V4H222L221 3V1L220 0H207L208 2H206V1H203L201 4H199V2H201V1H199V2H196V3H194V4H192L191 5V3L189 2V1H186V3H190L189 5H191V7L190 8H193L192 10L194 11V7H196V5H198L199 7L198 8H200V11H199V9H196V10H198L199 12H201L203 15H204V17L202 18V20H204V22L202 21V20H200V21H202L203 23H205V24H203V25H201V27L199 26V24L197 23V21H196V14H195V11H194V15H195V18H194V16H193V18L190 16V15H188L189 13L186 11V10H183L182 8H184V7H186V4H185V0H182V2L184 1V3H180V0H16V2ZM193 1L194 0H192L191 2L193 3ZM196 1V0H195ZM194 1V2H195ZM17 3V4H18ZM178 3L179 4H183V5H185L184 7H182L181 6V9L180 10H182V11H180L179 10V13H178V9H179V5H178ZM247 3V4H246ZM27 5H29L28 7H27ZM105 5H107V9L108 10H105V12H103L102 14L103 15H99V17H100V19H99V17H98V20H96V22L94 21V23L93 22H91V20L93 19V18H95L96 17V13L99 11V13H101L100 11L102 10V9H104L103 7H105ZM194 5V6H193ZM11 6V5H10ZM179 6V7H178ZM188 7V6H187ZM186 7V9L188 10V8ZM190 8H189V10H190ZM230 8V9H229ZM247 9V10H244V9ZM231 10L229 11V12H231ZM189 12H191V11H189ZM199 12H198V16H199ZM229 12H227L226 14H228V15H230L229 14ZM261 12H263V13H261ZM178 13V14H177ZM201 13H200V15H201ZM222 13H221V15H222ZM232 14H233V12H231ZM98 14V13H97ZM191 14V13H190ZM192 15H193V12H192ZM227 16V15H226ZM231 16V19H232V16L233 15H230ZM222 16H220V18H221ZM235 17H233V20L235 21H237V19H235ZM199 19H200V16L198 17ZM205 18V19H204ZM198 19V20H199ZM224 20L225 19H227V20H223L222 21V19L220 20V22H221V24H220V26H224V27H226L225 26V24L224 25H222L223 24V22H229L228 20H230V18L227 16L226 18H223ZM207 21V22H206ZM231 21V20H230ZM235 21V23H234V26L236 25L237 26V23L238 22H240V21H238V22H236ZM113 22H117V24H115V23H113ZM199 22V21H198ZM231 22H233V21H231ZM230 22V23H231ZM259 22V21H258ZM257 22V24H259ZM141 23H146V25L148 26V25H150V27L148 26V28H146V29H144V28H142L143 26H141V25H145V24H141ZM148 23V24H147ZM200 23V22H199ZM251 23V24H252ZM115 24V26L116 25H118V26H120L119 28L117 27L115 30H114V26H112V25H114ZM139 24H141L140 26L141 27H139ZM198 24V25H197ZM208 24H210V22L208 23ZM211 24H212V31H210V30H207L206 28H201V29H203V30H207V31H210V32H212V33H210V37L212 36V34L214 33L213 32V30H215L214 28H213V22H211ZM227 24H229V23H227ZM218 24H216V27H218V28H222V27H219V26H217ZM230 25H232V24H229V27H230ZM255 25V24H254ZM263 25V24H262ZM208 26H210V28H211V25H208ZM207 26V27H208ZM243 26V25H242ZM246 26V27H247ZM253 26V25H252ZM256 26V25H255ZM257 26H259L260 27V25H257ZM264 26V25H263ZM139 27V28H138ZM195 27V28H194ZM205 27V26H204ZM215 27V26H214ZM228 27V26H227ZM245 27V26H244ZM84 28V29H83ZM209 28V27H208ZM217 28V29H218ZM250 28H252V27H249V29ZM256 28V27H255ZM261 28H263L262 26H261ZM160 29V30H159ZM162 29H164V34H161L162 33ZM165 29H167V30H165ZM224 28H222V30H223ZM227 29V28H226ZM229 29V28H228ZM233 29H235L234 27H233ZM236 29H239V28H237L236 27ZM236 29L234 30L235 32H236ZM242 30L244 29V28H241ZM248 29V28H247ZM189 30H191V31H189ZM219 30L220 29H218L217 31L219 32ZM245 30V29H244ZM260 29L258 28V31H259ZM262 30V29H261ZM260 30V31H261ZM161 31V32H160ZM173 31V32H172ZM178 31V32H177ZM233 30H231V33H233V35L230 33V30L229 31H227V32H229L230 33V37L227 35L228 33H226L225 31V33H226V35H225V33H223L222 32V34L223 35H225V36H221L222 34H221V31L219 32L220 33V37H218L217 38V40H221V42H222V39H221V37L223 38V39H226L227 40V38H228V40L227 41H223V42H225V44L227 45V44H234V42H232V41H236V40H234V39H236V38H238L237 37V35L235 36L234 34H235V32H234ZM187 32V35H189V33ZM216 32V31H215ZM218 32H217V34H214L212 37L215 39V37L214 36H216V35H218ZM237 32H238V30H237ZM239 32H240V30H239ZM252 32V31H248V32H246L245 31V33L244 32H242V35H240V33L238 34V35H240L241 37V39H239L238 38V40H241V41H243L242 39H243V37H244V39L246 40V38H247V41H249V34ZM254 32H256V31H254ZM134 33V34H133ZM208 33V32H207ZM244 33V34H243ZM246 33H248V35H246ZM258 33V32H257ZM76 34V35H75ZM168 33H167V35H169ZM175 34H173L174 36L173 37H175V36H177V35H175ZM182 34H184V36L182 35ZM199 34V33H198ZM204 35H206V31H205V33H203ZM202 33L201 34H199V36L200 35H203ZM209 34V33H208ZM207 34V36L209 37V35ZM237 34V33H236ZM253 34V33H252ZM75 35V36H74ZM131 35H134L133 37H135V36H137L138 37V39L140 40V41H138V40H136V38H135V40L136 41H138V42H140V44H141V46L140 45H138V46H140V47H138L137 45L135 46V44H137V42H133L134 43V46H132V47H126L128 44V42L126 43V39H125V37H130ZM161 35H162V37H164V38H162L161 37ZM171 35H169L171 38H172V36ZM191 35H193L194 36V34H191ZM203 35V36H204ZM244 35H246V37L244 36ZM79 36H77V37H79ZM82 36V37H81ZM207 36H205V37H207ZM231 36L234 38V36L236 37V38H234V39H232L231 38ZM248 36V37H247ZM253 37H254V39H256V43H251L253 46H256V45H258V41H261V39L258 37V36H256L257 38H255V36H254V34L252 35ZM121 37V39H123V37H124V39H125V45H124V47H120V45H122L123 43H119V41H120V38ZM167 37V36H166ZM186 37V36H185ZM195 38H196V34H195V36H194ZM194 37H192L191 36V40L194 38ZM201 37V36H200ZM199 37V38H200ZM204 37V39H206V40H208L207 38H205ZM209 37V38H210ZM226 37V38H225ZM251 37V36H250ZM75 38H74V40H75ZM131 39H132V37H130ZM168 38V37H167ZM167 38H166V40H167ZM171 38H170V41H171ZM177 38H179V37H176V38H174L173 40H175V39H177ZM189 38V36H187V39L186 40H184V41H190V39H188ZM199 38H196V39H198V41H199ZM220 38V39H219ZM231 38V39H230ZM260 40H259V39ZM131 39H127L128 41H130L131 42ZM184 39V38H183ZM183 39H182V41H181V43L184 45L185 43H184V41H183ZM195 39V40H196ZM200 39H202V37L200 38ZM214 39H213V42H211V43H214V42H216L217 43V41H214ZM229 39H230V41L232 42H229ZM133 40V39H132ZM165 40V41H166ZM194 40V39H193ZM216 40V39H215ZM237 40V41H238ZM253 39H252V37H251V39H250V42H253L252 41ZM123 41V40H122ZM177 41V40H176ZM209 42L210 41H212V40H208ZM247 41H244V42H247ZM80 42V41H79ZM175 42V41H174ZM178 42V41H177ZM180 42V41H179ZM178 42V43H179ZM191 43H192V45H191V43L189 44V45H191L192 47L194 46L193 44H195L196 43V45H198V42H195V43H193L194 41H190ZM219 42V41H218ZM227 42V43H226ZM229 42V43H228ZM244 42H242V44H244ZM255 42V41H254ZM73 43V42H72ZM75 43V42H74ZM86 43V44H85ZM119 43V44H118ZM132 43V42H131ZM165 43H167L169 46H167V48L168 47H171L170 49H171V53L173 52V50L175 49V47L173 46V50H172V46H170V44L172 43V41H171V43L169 42V40L167 41V42H165ZM176 43V42H175ZM177 43V44H178ZM216 43H214L215 45H218V43L216 44ZM237 43H239V42H236V44ZM261 43H262V41H261ZM232 44V45H233ZM241 44V43H240ZM240 44H237V46L236 45H233L232 47H241L242 45H240ZM248 44H249V42H248ZM72 45V44H71ZM75 45H76V43H75ZM93 45H94V47H93ZM172 45H174V44H172ZM181 45V44H180ZM188 45V43H186L185 44V46H187ZM188 45V46H189ZM195 45V46H196ZM221 45V44H220ZM246 45V44H245ZM96 46H98L97 48H96ZM129 46H130V44H129ZM182 46V45H181ZM184 46V47H185ZM187 46V47H188ZM194 46V47H195ZM222 46H223V43H222ZM244 46V45H243ZM242 46V48H244ZM249 48H252V47H250L249 45H247ZM247 46H245V47H247ZM71 48H70V50H73V46H70ZM73 47V48H72ZM115 47H118V50L116 49V50H113ZM176 47H178V50H181V48L183 47H181L180 49H179V46H176ZM184 47H183V49L182 50H185L184 49ZM191 47V48H192ZM192 48V50H190L189 48H188V50H190V52L191 51H193V49H195V48ZM235 47V48H236ZM247 47V48H248ZM113 48V49H112ZM236 48V49H237ZM237 49V50H241V49ZM258 48H262L261 49V51H263L264 49V46L261 44V47L259 46ZM257 48V46L256 47H254V48H252L255 52L257 51L256 49H258ZM85 49H87L88 50V47L86 46V48ZM196 49H197V47H196ZM246 49V48H245ZM250 50L249 52L247 51V49H246V51H247V53H250V54H252L251 53V51L254 53V51L253 50ZM86 50V51H87ZM92 50V51H93ZM175 50H177V49H175ZM187 49L185 50V51H181V53H185V52H187L188 51ZM260 50V49H259ZM53 51H56V52H53ZM89 51V50H88ZM87 51V52H88ZM246 51H244V49H243V51L240 53V51H238L239 53L238 54H240V55H243L242 53H244V54H246ZM69 52V53H68ZM86 52V53H87ZM189 52V51H188ZM189 52V53H190ZM260 52V51H259ZM89 53V57H90V53H91V51H89L88 52ZM258 53V52H257ZM59 54H57L56 56H58ZM65 54H64V56H65ZM126 54H131L130 55V57H132V55H133V59H134V62H133V59L131 60V58L130 57H128V55H126ZM146 54V55H145ZM191 54H193V53H191ZM85 55V54H84ZM83 55V56H84ZM126 55V56H125ZM151 55H150V58H151ZM247 55V57L249 56L250 58H252V60L254 59V57L255 58H258V57H261V60H262V58H264V51L263 52H261V55H259V53H258V55L255 53V54H253L252 55V57H251V55H249V54H246ZM51 56H53V57H51ZM59 56H61V55H59ZM68 56V55H67ZM125 56V57H124ZM153 56H158V55H155V54H153ZM245 56V55H244ZM122 57H124V59L122 58ZM148 57V56H147ZM147 57H144L145 59L147 58ZM162 58H163V56H161ZM160 56L159 57H156V58H153V60L155 59V63H157L158 62V58H160V59H162ZM173 57V56H172ZM176 57V56H175ZM178 57V56H177ZM209 57V56H208ZM207 57V58H208ZM56 58H58V57H56ZM88 58V57H87ZM91 58V59H92ZM127 58H130L129 60H127ZM139 58V59H140ZM142 59L143 61H140V64L139 65H141V63L142 62H146V63H153V62H151V61H153L152 59H150L149 57V60L147 61V60H145V59ZM147 58V59H148ZM227 58H229V56L227 57ZM246 58V57H245ZM250 58H247V59H250ZM59 59V60H60ZM68 59H69V56H68ZM67 59V60H68ZM123 61H122V60ZM156 59H157V61H156ZM165 59V58H164ZM167 59V58H166ZM166 59H165V61L163 60V61H161L160 62V60H159V62L160 63H162V62H164L165 64H167L168 63V61H166ZM195 59V58H194ZM194 59H192L191 58V60L190 61H194ZM200 58H198V59H196V60H199ZM210 59H211V57H210ZM209 59V60H210ZM247 59H245L244 60V62H246V60ZM259 59V58H258ZM121 60V62H119ZM131 60V61H130ZM145 60V61H144ZM188 60V59H187ZM201 61H199L198 63H199V65L201 64H203V63H201L202 62V59H200ZM203 60H205L204 58H203ZM209 60H205V62H204V66H207L206 65V62L208 63L209 62ZM213 62L215 61V59L213 60V58L211 59ZM210 60V61H211ZM57 61V60H56ZM69 61H70V63H71V58L69 59ZM130 61V62H129ZM150 61V62H149ZM212 61L210 62V65H212V64H214V63H212ZM224 61H227L226 59L224 60ZM240 61V60H239ZM61 62V64H63L64 65V63H66V62H68V61H66V62H64V63H62ZM119 62V63H118ZM127 62H125L126 64V66L128 67V63ZM136 62V63H137ZM158 62V64H156V69L157 68H159L158 66H160V65H162V67L161 68H163L164 67V63H162V64H160ZM182 62V61H181ZM184 62H187L186 63V65L188 64V62L189 61H183L182 63L183 64H185ZM218 62H221V60L220 61H218ZM217 61H216V63H218ZM249 62V61H248ZM254 62H257V61H253V64H254ZM94 63V61H92V67L95 65V64H93ZM121 63H123V64H121ZM155 63H154V65H155ZM178 64H177V66L179 65V62H177ZM182 63L180 64L181 66H182ZM190 63V62H189ZM192 64H193V66L196 64L195 63V61H194V63L193 62H191ZM247 63V62H246ZM246 63H243V64H241L242 66L244 65V68H245V64ZM250 63H251V60H250ZM60 64V65H61ZM73 64H75V63H73ZM160 64V65H159ZM191 64V65H192ZM209 64V63H208ZM261 64H262V62H260V66H261ZM63 65H61V66H63ZM67 65V63L65 64V66ZM69 65V64H68ZM67 65V66H68ZM71 66H72V63L70 64ZM143 65V64H142ZM152 65V64H151ZM151 65H149V68H147V70L148 69H150V66ZM158 65V66H157ZM168 65V64H167ZM186 65H184V67H192V68H189V70L186 68L185 69V72H186V70H187V72H189V71H191V70H193L195 67H193V66H190V64H189V66H186ZM196 65H198V64H196ZM195 65V66H196ZM210 65H208V66H210ZM238 65V64H237ZM240 65V66H241ZM247 65H249V64H247ZM246 65V66H247ZM252 65V64H251ZM262 65H264V63L262 64ZM67 66L65 67V68H67ZM125 66V68H127ZM153 66V65H152ZM151 66V67H152ZM166 66V65H165ZM176 66V67H177ZM235 66L236 65H234L233 67L235 68ZM241 66V67H242ZM255 66V65H254ZM253 66V67H254ZM256 66H258V65H256ZM59 66H57V68H58ZM75 67L77 68V66L75 65ZM91 67V69H93ZM141 67H143V66H141ZM176 67H172L173 68V70L175 71L177 68ZM180 67V66H179ZM183 67V68H184ZM236 67H238V66H236ZM249 67L250 66H248V69H249ZM252 67V68H253ZM54 68V73L52 74V72H51V69H53ZM64 68V66H63V68H61V69H65ZM72 68H73V66H72ZM72 68H71V70H70V68H68V70L69 71H72ZM75 68V69H76ZM82 68V67H81ZM96 68V67H95ZM121 68V67H120ZM129 68H130V66H129ZM129 68H127V69H129ZM154 68V67H153ZM152 68V69H153ZM161 68H159V69H161ZM176 68V69H175ZM181 69H177V72H181L180 70H182L183 71V69H182V67H180ZM196 68H198V66H196ZM244 68H243V70H244ZM252 68H250V69H252ZM59 69H60V67H59ZM57 70V72L55 73L56 75L58 74V73H60V72H58V71H60V70ZM74 68H73V70H75ZM78 69H80V68H78ZM90 69V68H89ZM109 69V70H110ZM117 69L119 70V68L117 67ZM117 69L115 70V67H114V72H113V75L115 74V72H116V75H117V73H119V71L117 72ZM158 69V70H159ZM237 69V68H236ZM241 69V68H240ZM246 70H247V68H245ZM254 69V68H253ZM62 70V71H63ZM68 70H66L65 72H67ZM83 71H84V69H82ZM98 70V69H97ZM131 70V69H130ZM129 70V71H130ZM135 70V71H136ZM155 70V69H154ZM179 70V71H178ZM47 71H49L48 73H50V74H48L47 73ZM61 71V72H62ZM79 71V70H78ZM81 71V70H80ZM83 71H81V74H79V73H76L77 72V69H76V72H74V71H72L73 73L72 74H74V73H76V74H74V77H72V75L70 76V74H71V72H69L70 74L68 75V72H67V74L65 73V75H67V76H69L68 78H69V81H68V84H70L69 86L67 85H65V83H64V80L65 81H67L65 78H63L64 80H63V83L60 81V79H62V77L60 76V74H59V76H57V77H61L59 80H54V82L55 81H57V82H59V84L57 85V84H55L53 87L54 88H56V86H58V87H60L61 89H60V91H59V89H58V92H57V90H56V92L58 93V94H54L52 91L53 90H50L52 93H53V95H55L56 97H57V95H59L60 94V99L63 97L64 99H66V100H70V101H68L70 104V107H69V105H67V103H66V106H68V108H72V109H76L77 110V112H78V115L79 116H81V115H83L82 117H84L83 119H85L86 120V118H87V120H89L88 119V117H89V115H90V106H91V104L88 102V99L91 97V95H89L88 96V99H87V97H85V100L87 101V103H89V104H86V102H85V104L88 106V105H90L89 107H87V106H85V104H84V100L83 101H81L80 103H79V99L78 98H80L81 97V94H82V97L81 98H83L84 99V97H83V91H85V89H87L86 87L87 86H89L90 84H88L90 81H89V79L87 80L86 79V74H85V76L82 74V72ZM104 71V72H105ZM111 71V70H110ZM109 71V72H110ZM123 72L125 71V69H123L122 70ZM120 72V73H123V72ZM129 71L127 70L126 72H128L129 73ZM135 71H133L132 70V72H130V73H134ZM156 71V70H155ZM40 72V73H39ZM44 72H46V74H47V79L48 80H45V81H51V83L52 84H50L49 85V83L48 82H44V86H46L47 84H48V86H47V88H45V89H47V91L46 90H44V91H46L47 92V94L46 95H40L41 97L42 96H46V97H39L40 99H43L44 98V100L43 101H49V104L47 103V105H44V104H46V101L44 102V104L42 105V106H48L47 108V110L46 109H44V110H46V111H42L43 109H42V107L40 108V102L39 101H41V100H38V98H37V96L39 95V94H41L42 93V91H43V89H44V86H41V85H43L42 83H40V81H41V79H40V81H39V85L41 86V87H43V88H39V85H38V89L36 90L37 92H38V90L39 89H41L42 91H40L39 90V92H41V93H39L38 95H36V98H37V100H36V98H34V100L32 101V102H35V101H37V103L39 104V109L40 110H38V106L36 107V102L34 103L35 105H33L32 106V102H30V103H28V101H30V100H32V99H30V100H28V97H29V95H30V93H32L31 91H33L34 89H36L35 87H36V84H35V86L34 85H32L33 83H35V82H33V80H34V78L38 75V74H40L39 76H38V78L41 76V73H43V76H44ZM100 72V71H99ZM109 72H105V75H106V73L107 74H109ZM150 72L152 73V72H154L153 70L151 71L150 70ZM185 72H183V73H185ZM64 73V72H63ZM63 73H62V75H63ZM87 73H88V70H87ZM93 73V72H92ZM91 73V74H92ZM98 73V72H97ZM96 73V74H97ZM129 73V74H130ZM182 73V72H181ZM91 74H88V75H90L89 77H90V79H92L91 78ZM95 74V73H94ZM96 74L94 75V79H97V81H98V78H95V76H96ZM101 74H104V73H102L101 72ZM110 74L112 75V73L110 72ZM124 74H125V72H124ZM124 74H119L121 77L124 75ZM127 74V73H126ZM125 74V75H126ZM56 75H54V77L56 76ZM81 75H83L85 78H82V76ZM115 75V76H116ZM119 75H117V77L119 76ZM128 75V74H127ZM40 77V78H44V77H46V75L44 76V77ZM66 76V77H67ZM99 76H100V73H99ZM101 76H103V75H101ZM107 76L109 77L110 75H106V80H107ZM114 76V77H115ZM119 76V77H120ZM129 76V75H128ZM130 76H131V74H130ZM71 77V78H70ZM88 77V78H89ZM92 77H93V75H92ZM98 77V76H97ZM103 77H105V76H103ZM121 77H120V82H121V80L123 81V80H125L124 78H127V76L125 77L124 76V78L122 77V79H121ZM52 78H53V76H52ZM56 78V77H55ZM55 78H53V79H55ZM116 78V77H115ZM151 78V75H147L146 76V80H149ZM37 78H35V80H36ZM56 79H58V78H56ZM71 79V80H70ZM85 79H86V81H85ZM102 79V77H100V79L99 80H101ZM105 79V78H104ZM103 79V80H104ZM109 79H111L110 77H109ZM113 80H114V78H112ZM117 79H119V78H117ZM131 79V78H130ZM144 79V78H143ZM106 80H104V81H106ZM145 80V81H146ZM37 81V80H36ZM43 81V80H42ZM87 81H89L88 83H87ZM93 81H95V80H93ZM92 81V82H93ZM103 81V82H104ZM111 81V80H110ZM118 80H116L115 79V84H116V82H117ZM118 81V82H119ZM127 81V80H126ZM149 81H151V80H149ZM248 81V80H247ZM57 82H55V83H57ZM70 82V83H69ZM72 82V83H71ZM96 82V81H95ZM100 82V81H99ZM102 82V81H101ZM102 82V83H103ZM125 82V81H124ZM124 82H122V83H119V85H121V84H123ZM144 81H142V84H144L143 83ZM38 83V82H37ZM97 83V82H96ZM106 82H104V84H105ZM108 83V82H107ZM106 83V84H107ZM112 83H113V81H112ZM141 83V82H140ZM146 83H148L147 81H146ZM46 84V85H45ZM62 84H64L62 87H61V85ZM66 84H67V82H66ZM87 84V85H86ZM104 84H102V85H104ZM118 84V83H117ZM116 84V87H115V85H114V83H113V87L114 88H116V89H114V90H117L118 91V88L120 87L119 85H117ZM254 84V83H253ZM92 85H94V82H93V84ZM96 85V84H95ZM94 85V86H95ZM102 85H100V83H99V85L97 84L96 86L98 87V86H102ZM108 85H109V83L107 84V87L106 86H104V87H106V88H108ZM141 84H139V86H140ZM145 85H147V84H145ZM145 85H143V86H145ZM255 85H257V83L255 84ZM261 85V84H260ZM94 86H93V89H95L96 90V88H94ZM119 86V87H118ZM123 86H124V84H123ZM122 86V87H123ZM259 85H257V87H258ZM21 87V89H19ZM109 87H112V85H111V82H110V86ZM125 87V86H124ZM138 87V86H137ZM136 87V88H137ZM256 87V88H257ZM53 88V89H54ZM90 88H92L91 86L89 87V89ZM105 88V89H106ZM141 88H143V87H139L136 91H137V93L135 92V90L134 91H132V94H133V92H135L136 94H138V93H140V90L139 89H141ZM261 88H262V85H261ZM264 88V87H263ZM17 89L18 90H24V89H26V92L25 93H23L22 94V91L20 92V91H17ZM99 87H98V91H99ZM102 89H103V87H102ZM105 89H103L105 92H106V90ZM112 89V91L114 92V90ZM119 89H121V88H119ZM92 90V89H91ZM91 90H89V91H91ZM102 90V91H103ZM109 90H111L110 88H108V91L107 92H109ZM122 90H124V88L122 89ZM253 90H256V89H253ZM17 91V92H16ZM97 91V90H96ZM101 91V89H100V91H99V94H101L100 92H102ZM102 92V96H103V93H105V92ZM128 91H129V89H128ZM259 91H260V89H259ZM20 92V93H19ZM35 92V91H34ZM33 92V95L35 94ZM54 92H55V89H54ZM55 92V93H56ZM94 91H91V93H93ZM143 91H142V89H141V94H143L142 93ZM145 92H147L146 91V88H145ZM257 92V91H256ZM95 93V92H94ZM96 93H98V92H96ZM135 93H134V95H135ZM255 93V92H254ZM22 94V95H21ZM99 94H97L98 96H99V98L100 99H102V101H103V103H105V100L106 99H108L109 97V95L107 96L106 95V93H105V95H106V97H105V99L103 100V97L101 98L100 97V95ZM109 94L111 95L112 94V92L110 91L109 92ZM127 94V93H126ZM131 93H129L128 95H130ZM132 94L130 95V96H127V101H128V97H132ZM261 93H259V95H260ZM32 94H31V96H33ZM52 94L51 95H49V96H52V97H54L55 98V96H53ZM96 95V94H95ZM254 95H256V93L254 94ZM262 95V94H261ZM48 96V97H49ZM62 96V97H61ZM136 96V95H135ZM135 96H133L132 98L133 99H131V101L132 100H135L134 98H135ZM138 97L140 96V95H137ZM136 96V97H137ZM146 95H144V97H145ZM15 97V98H14ZM33 97H35V95L33 96ZM94 97H96V96H94ZM123 97V96H122ZM138 97H137V99L136 100H138ZM143 97V95H141V98ZM54 98L52 99V100H54ZM74 98V99H73ZM93 97H91V101H99V103H100V100L98 99V98H95V99H92ZM140 98V97H139ZM140 98V99H141ZM263 98V97H262ZM262 98H261V100H262ZM57 99L58 98H56L55 100L57 101ZM60 99H58V100H60ZM72 99L74 100V101H72ZM75 99H76V101L78 100V103H79V105L81 106V105H83V106H85V109L83 110V109H81L80 111H79V107H78V104H77V102L75 101ZM97 99V100H96ZM145 99V98H144ZM144 99H141V100H139L140 102H138V103H136V102H133L132 101V103H134V104H131V101L130 102H128L129 104H130V106L127 104L126 106H125V108L128 106V107H130V109H131V107H132V109L131 110H135V108L134 107H136L137 106V108L139 109V108H141L142 107V103H143V100ZM253 99H255V97L253 98ZM28 100V101H27ZM54 100V104H51V106L52 105H54V106H52L53 107V109L54 110H56L57 108H56V106H57V104H59L58 105V108H60V102L58 103V101L56 102ZM63 99H61V101H62ZM129 100H130V98H129ZM65 101V100H64ZM64 101H62L61 103H63ZM90 101V100H89ZM127 101L125 102V103H127ZM141 101H142V103H141ZM253 101V100H252ZM263 101V100H262ZM26 102L28 103V104H26ZM65 102H67V101H65ZM95 102H91L93 105L95 104ZM146 102V100L144 101V103ZM254 102V101H253ZM252 102V103H253ZM258 102V101H257ZM260 102V101H259ZM258 102V103H259ZM24 103H25V105H24ZM57 103V104H56ZM81 103H83V104H81ZM98 103V102H97ZM98 103V104H99ZM103 103H100L99 105H101V104H103ZM136 103V104H135ZM139 103H140V106H139ZM143 103V104H144ZM148 103V102H147ZM147 103H145L144 105H146ZM190 103H192V101H190ZM190 103H188V104H190ZM37 104V105H38ZM71 104L72 105H74V106H72L71 107ZM97 104V105H98ZM105 104H107V103H105ZM138 104V105H137ZM225 104V103H224ZM249 104H250V102H249ZM257 104V103H256ZM261 104V103H260ZM21 105V106H20ZM31 105V106H30ZM98 105V106H99ZM119 105H122V104H119ZM123 105H125L124 103H123ZM122 105V106H123ZM136 105V106H135ZM221 105H222V103H221ZM221 105H220V107H221ZM226 105V104H225ZM255 105V104H254ZM259 105V104H258ZM262 105H263V103H262ZM66 107L65 106V104L63 105L62 104V106L61 107ZM82 106V107H83ZM98 106L96 107V109L98 108ZM104 106H107V105H104L103 104V107L102 108H104L105 110H106V108L104 107ZM114 106V105H113ZM139 106V107H138ZM251 106V105H250ZM249 106V107H250ZM264 106V105H263ZM63 107V108H64ZM94 107V108H95ZM119 107V106H118ZM118 107L116 106V107H114V109H112L111 107V109L112 110H114V111H116V109H117V111H118ZM121 107V106H120ZM119 107V109H121ZM127 107V109H126V111H125V108L123 107L122 109H124V112H126V114L125 115H127V113H130L131 111H129L128 108ZM144 107V106H143ZM256 107V106H255ZM259 107V106H258ZM257 107V108H258ZM262 107V106H261ZM91 108H92V106H91ZM94 108H92V110L94 109ZM149 108V107H148ZM147 108V109H148ZM228 108V107H227ZM245 108V107H244ZM248 108V107H247ZM257 108H255V109H257ZM8 109V110H7ZM61 109V108H60ZM65 109V108H64ZM99 109H101L100 107H99ZM109 109V108H108ZM110 109V110H111ZM121 109V110H122ZM189 110L191 109V107L189 106V108H188ZM188 109H185V112H188ZM220 109V108H219ZM222 109V108H221ZM230 109V108H229ZM254 109V108H253ZM262 109V108H261ZM50 110H52V109H50ZM59 109H57L56 111L58 112L57 113V116H59L60 114H59V112L60 111H58ZM62 110V112H63V109H61ZM66 110V109H65ZM68 110H70V109H68ZM76 110H72V111H70V112H72L71 113V115L74 113V111H75V113L74 114H77L76 113ZM92 110H91V113H93L92 112ZM105 110H101L102 111V114L101 115H103L104 116V114H103V112H106ZM134 110L131 112V114L134 116V114L133 113H138L137 111V109H136V112H134ZM149 110V109H148ZM148 110H146V112L148 111ZM225 110V109H224ZM223 110V111H224ZM232 110V109H231ZM250 110V109H249ZM41 111V112H40ZM53 111V110H52ZM97 111V110H96ZM95 111V112H96ZM98 111H100V110H98ZM113 111V112H114ZM127 111H129V112H127ZM193 110L191 109V111H189L188 113L190 114L189 115V121H194V118H195V115H193V114H191V112H192ZM195 111V110H194ZM234 111V110H233ZM242 111V110H241ZM261 110H259V112H260ZM48 112L52 115V116H50V114H48ZM66 112H67V110H66ZM94 112V113H95ZM111 112V111H110ZM119 112L122 114V112L119 110ZM230 112V111H229ZM228 112V113H229ZM246 112V111H245ZM252 112V111H251ZM258 112V113H259ZM44 113H47V114H45V115H48V117H47V119L48 120H45L46 118H44L45 117V115H42V114H44ZM56 113V112H55ZM101 113V112H100ZM100 113H98V114H100ZM107 113V112H106ZM105 113V114H106ZM116 113V112H115ZM115 113H113V114H115ZM193 113V112H192ZM195 113V112H194ZM257 113V112H256ZM261 113V112H260ZM39 114H40V116H39ZM64 114H65V111H64ZM96 114V113H95ZM108 114V113H107ZM112 114V113H111ZM117 114H118V112L115 114L116 116H114L115 118L116 117H119V116H117ZM186 114V113H185ZM233 114V113H232ZM239 114H241V113H239ZM41 115H42V118H40L41 117ZM69 116H70V113L68 114ZM77 115V116H78ZM109 115V114H108ZM108 115H106V116H108ZM123 116V117H127V116ZM250 115V114H249ZM251 115H252V113H251ZM261 115V114H260ZM259 115V116H260ZM54 116H55V114H54ZM57 116H55V118L57 117ZM61 116H63V115H60V117H58V119L59 118H61ZM65 116V115H64ZM67 116V115H66ZM65 116V118L64 119H68V118H71V117H69V116H67L66 117ZM73 116V115H72ZM76 116V118H80V117H77ZM91 116V115H90ZM92 116H93V114H92ZM92 116H91V118H92ZM95 116H97V115H95ZM98 116H100V115H98ZM113 116V115H112ZM131 116V115H130ZM130 116H128V117H130ZM187 116H188V114H187ZM191 116V117H190ZM39 117V118H38ZM74 117V116H73ZM94 117V116H93ZM110 117V116H109ZM120 117H121V115H120ZM119 117V118H120ZM127 117V118H128ZM240 117V116H239ZM241 117H242V115H241ZM244 117H245V114H244ZM243 117V118H244ZM252 117V116H251ZM256 117V116H255ZM54 118V119H55ZM63 118H61V119H63ZM76 118H74V119H76ZM90 118V117H89ZM90 118V119H91ZM105 118V117H104ZM111 118V117H110ZM254 118V117H253ZM37 119V120H36ZM38 119H41V120H38ZM61 119H59V121L61 120ZM82 119V118H81ZM83 119H82V121H83ZM93 119H95V121L93 120ZM91 121H94V122H96V120H98L99 118H93ZM101 119H102V121H101ZM109 119V118H108ZM114 119V118H113ZM118 119V118H117ZM117 119H115L116 121H118ZM188 119V118H187ZM230 119V118H229ZM247 119H249V118H247ZM246 119V120H247ZM73 119L71 118V121H72ZM104 120H106V119H104ZM103 120V118H100L98 121H99V124H98V122H97V125H92L90 122V120L89 121H85L86 123H90L91 125H87V126H89V127H92L91 129H92V134L91 135H94L93 134V131H95V128L97 127L99 130V133H103L102 134V136H103V138H104V134H105V132H107L108 133V131H110L111 132V134H113V135H109L110 136V139H111V136H113L112 138H113V141L115 142V139H114V137H117L119 134H121L120 132L122 131H120L119 130V127H117V126H119V124L118 125H114V127H117L118 128V131L116 130L117 128H115V130L114 131H117V132H119V134L117 135L115 132V134L113 133V131H111V130H109L110 128H109V126L112 128L113 127V122L111 123V121L109 122V124L111 123L112 124V126L111 125H109L108 124V130H102L103 128L105 129H107V127L104 125L105 123H107L106 121H104ZM111 120V119H110ZM120 120H124V118H120L119 119V121ZM126 120V119H125ZM124 120V121H125ZM128 120H129V118H128ZM224 120V119H223ZM242 120H244V119H242ZM246 120H244L245 122H246ZM56 123L58 122V120L56 119V120H54ZM53 121V118H51V121H49V122H54ZM62 121H65V120H62ZM67 121V120H66ZM78 121V120H77ZM100 121H101V123L103 122L104 124V126H103V128L101 127V125L102 124H100ZM115 121V122H116ZM127 121V120H126ZM185 121H188V120H185ZM225 121V120H224ZM223 121V122H224ZM226 121L228 122V119L226 118ZM241 121V120H240ZM249 121V120H248ZM247 121V123H249ZM49 122H48V124H49ZM61 122V121H60ZM67 122H70V120L69 121H67ZM74 120H73V125L75 126V124H77L76 122H75V124H74ZM79 122H81L80 120H79ZM122 121H120V123H121ZM251 122L254 124V122H253V120L251 119ZM46 123V122H45ZM59 123V122H58ZM62 123V124H61ZM61 123H59V125H62L63 126V128H62V130L65 128V123L64 122H61ZM64 123V124H63ZM93 123V122H92ZM117 123H119V122H117ZM117 123H115V124H117ZM222 123V122H221ZM257 123V122H256ZM47 124V123H46ZM45 124V125H46ZM54 124V123H53ZM53 124H51V125H53ZM70 124L71 123H69V126L67 125V127H71L70 126ZM79 124V128H80V130H82V126H83V124H82V126H80V124L81 123H78ZM77 124V125H78ZM126 124H128V123H126ZM223 124V123H222ZM258 124V123H257ZM56 125V124H55ZM86 125H84V126H86ZM98 125L100 126V127H98ZM123 126V124L121 123L120 124V127H122ZM125 125V124H124ZM184 125H189V124H184ZM251 125V124H250ZM57 126V125H56ZM129 126V128H130V124L128 125ZM190 126V125H189ZM189 126H188V129H189V131L191 130H196V129H194L195 127H193V129H192V127H191V129L189 128ZM247 126H249L248 124H247ZM258 126V125H257ZM49 127V126H48ZM76 127V126H75ZM127 126H123L122 127V129H125ZM251 127H253L252 125H251ZM254 127H256V126H254ZM44 128V129H43ZM72 130H76V129H78V127L75 129L73 126H72ZM102 128V129H101ZM183 128H185V129H187L186 128V126H184ZM247 128V127H246ZM258 128V127H257ZM58 129H60V128H58ZM67 129V128H66ZM65 129V130H66ZM70 129V128H69ZM68 129V130H69ZM85 129H87L88 131L90 130L91 131V129H88V127L86 128L85 127ZM113 129V128H112ZM152 129H153V127H152ZM151 129V130H152ZM155 129V130H154ZM154 129L152 130L154 133L156 132V136H154L155 134H153V136L152 137H150V140H151V143H152V146H154L153 148L155 149V148H157V151L156 150H154V151H156V152H158L159 153V150H158V147H161L160 145V143L162 142V141H165V140H170L171 139V137H170V135L171 134H173L174 133V131L173 132H171V133H169V134H166V135H161V133L163 132V130H162V126L160 125V126H157V128L156 127H154ZM43 130H44V132H43ZM57 130V129H56ZM67 130V131H68ZM126 130V129H125ZM125 130H123V131H125ZM127 130H128V128H127ZM126 130V131H127ZM136 129H134V131H135ZM180 129H178V131L177 130H175V131H177V132H180L179 131ZM243 130V129H242ZM246 130V129H245ZM64 131V130H63ZM66 131V132H67ZM74 131H71V132H74ZM78 132V134H81V132L79 133V130H77ZM82 131H84V130H82ZM89 131V133H91ZM126 131H125V133H122L123 135L124 134H126ZM191 131H190V133H191ZM52 132V131H51ZM51 132L49 133V134H51ZM54 132V131H53ZM58 132H59V130H58ZM57 131H56V133H58ZM65 132V131H64ZM63 132V133H64ZM65 132V133H66ZM70 132V131H69ZM68 132V133H69ZM76 132V131H75ZM75 132L73 133V134H75ZM85 132H87V131H85ZM96 132V134H97V131H95ZM94 132V133H95ZM128 132L129 131H127V135H128ZM132 132H133V129H132ZM195 132H198L197 130L195 131ZM61 133V132H60ZM67 133V134H68ZM89 133L87 134V136L89 135ZM98 133V134H99ZM107 133H106V135H107ZM129 133H131V131L129 132ZM134 133V132H133ZM133 133H131V134H129V135H131V136H128L129 138L131 137V139H126L128 142H132V140H134V138L132 137V136H134L135 137V133L133 134ZM137 133V132H136ZM145 133V135H147L146 133H148V135H149V131L147 132V130H146V132H144ZM144 133H141V135L143 136V134ZM176 133V132H175ZM174 133V134H175ZM46 134L48 135V133H47V131H46ZM45 133H44V135H46ZM55 134V133H54ZM53 134V135H54ZM59 134V133H58ZM67 134H66V137H64V138H62L61 139V141H63L65 138L67 139L69 136H72V135H68L67 136ZM71 134V133H70ZM109 134V133H108ZM196 133H194L193 134V132H192V136H194ZM44 135L42 136V138L44 137ZM57 135V134H56ZM56 135H54L55 137H56ZM85 135V134H84ZM83 135V136H84ZM127 135H125L126 137H127ZM144 135V136H145ZM151 135H152V132H151ZM150 135V136H151ZM186 135L188 136V134L186 133ZM185 135V136H186ZM191 135V134H190ZM51 136H52V134H51ZM81 136H82V134L80 135V139L77 137V134H76V137H75V135H74V137H72V139L71 140H77V138L79 139V140H87L88 139V142H90V140L89 139H92L93 138V136H92V138L90 137V135L88 136V138H84L83 136H82V138H81ZM95 136H98V135H94V138H95ZM99 136H100V134H99ZM101 136V137H102ZM109 136H106L104 139L102 138L100 141H104L105 143H107V142H113L112 140H110V139H108L107 137H109ZM136 136H137V134H136ZM196 136V135H195ZM252 136V135H251ZM257 136H258V134L256 135V138H257ZM49 138H50V136H48ZM90 137V138H89ZM120 137V136H119ZM121 137H123V136H121ZM120 137V138H121ZM126 137H123V138H126ZM174 137V139L176 138L175 136H173ZM172 137V138H173ZM189 137V136H188ZM187 137V138H188ZM260 137V136H259ZM45 138V137H44ZM75 138V139H74ZM84 138V139H83ZM136 138H138V137H136ZM135 138V139H136ZM195 138H197V136L195 137ZM194 137H193V139H195ZM55 140H56V138H54ZM70 139V138H69ZM97 139H100V138H95V142H97L98 144H100V142L99 141H96ZM139 139V138H138ZM178 139L180 140V142H182L181 141V138H179L178 137ZM255 139V138H254ZM46 140V141H45ZM52 140V139H51ZM54 140V141H55ZM71 140H68L69 142L71 141ZM75 140V141H76ZM81 140V141H82ZM107 140H110V141H107ZM117 140H118V137H117V139H116V142H117ZM120 141L122 140V139H119ZM125 142H126V144H127V146H128V144L129 145H131V147L130 148H128V152H129V149H131L132 148V146H133V144H134V142L137 140H134V142H132V144H130V143H128L125 139H123ZM258 140V139H257ZM50 141V140H49ZM65 141V140H64ZM63 141V143L62 142H58V144L59 143H62V144H59V147L60 146H62L65 142H68L67 140L64 142ZM78 141V140H77ZM76 141V142H77ZM92 141H94V139H92ZM103 141L101 142V149L104 147H102V145L104 144L105 145V143H103ZM120 141H118L116 144H118V148H116L117 150L119 149V151H120ZM147 141V142H146ZM146 141L144 140V142H146V144L147 145H149V144H151L150 143V141H149V138L148 139H146ZM175 141H177V139L175 140ZM188 141H190V138L188 139ZM253 141V140H252ZM251 141V142H252ZM43 142V143H42ZM51 142H53V141H51ZM68 142V143H69ZM71 142H74V141H71ZM79 142V141H78ZM95 142H93L92 144H94ZM111 142H110V148L114 145V142H113V144H111ZM122 142V141H121ZM138 142V141H137ZM143 141H142V144L144 143ZM177 142H179V141H177ZM209 142H211V141H209ZM254 142H255V140H254ZM68 143H67V146H68ZM82 143V142H81ZM83 143H85V142H83ZM97 143H95V144H97ZM103 143V144H102ZM141 142H139V144H137V146L138 147H142V149H145L143 146H139V145H142V144H140ZM213 143V142H212ZM250 143V142H249ZM71 144V143H70ZM73 144V143H72ZM107 144H109V143H107ZM122 144H124V143H122ZM125 144V145H126ZM145 144V143H144ZM251 144V143H250ZM261 144H263L262 142H261ZM46 145V146H45ZM54 145H55V143H54ZM65 145H66V143H65ZM83 144H81V146H82ZM88 145V144H87ZM87 145H86V148H88L87 149V151L91 148V143H90V145H89V147H87ZM112 145V146H111ZM172 145H174V144H172ZM181 144L179 143V146H180ZM53 146V145H52ZM64 146V145H63ZM62 146V148H64ZM70 146V145H69ZM73 146H75V147H78V146H76V145H73ZM73 146H71V147H73ZM84 146V145H83ZM99 146V145H98ZM98 146H97V148H98ZM106 146V145H105ZM124 146V145H123ZM123 146H121V152L123 151V153H121L120 155L122 156L123 154L124 155H126V153H124V152H127V151H124V147ZM137 146H136V142H135V147L133 146V150H138V151H140V148L138 149L137 148ZM152 146H150V148L152 147ZM175 146H177L176 144H175ZM182 146V145H181ZM56 147H57V144H56ZM55 147V148H56ZM59 147H57V149H55V152H56V154L57 155H59L62 151H63V149L61 150V152L60 153H58L57 151L59 150ZM92 147H93V145H92ZM95 147H96V145L93 147L94 149H95ZM114 147V146H113ZM146 147V146H145ZM260 145H259V143H257V141H256V143L252 146V155L251 156H249V154H246L247 156H248V159H249V161H250V163H251V160H252V162H254L255 163V165H257V168H259V165L260 164H262L263 163V165H264V152H263V154H262V150L263 149H261L262 147H260ZM52 148V147H51ZM61 148V147H60ZM69 149L67 150V147H66V149L65 150H67V152H65V153H67V154H76V155H74V156H71L72 157V159H73V157H75V156H77L78 155V153L80 154L81 153V155L82 156H84L85 157V159H84V161L82 162V161H80V162H82L83 163V165L85 164V162L87 161V159L86 158H88V157H90L91 159H94L95 161H96V159L95 158H93L92 156L94 155V154H96V151H98V150H94L95 151V153L94 154H91V153H89V151L90 152H93L92 151V149L91 150H89L88 152H86V148L84 149L85 151L84 152H86V153H84L83 152V147L81 148L80 147V149L82 150V152H83V154H82V152H78L79 151V149H76V148H70V147H68ZM79 148V147H78ZM96 148V149H97ZM106 147H104V149H105ZM108 148V147H107ZM122 148H123V150H122ZM135 148H137V149H135ZM147 148V150H148V147H146ZM182 148V147H181ZM250 148V147H249ZM263 148H264V146H263ZM99 149V148H98ZM111 149H113V148H111ZM115 149V148H114ZM141 149V150H142ZM161 149V148H160ZM162 149H164V152H165V148H162ZM261 149V150H260ZM125 150H126V148H125ZM132 150V149H131ZM150 150V149H149ZM152 151H153V149H151ZM151 150H150V152H149V154H148V152H146L147 154H145L144 153V151L145 150H143V153H144V155H143V157H141L142 156V154H140L141 156H138V157H141V158H143V159H139L138 157H135V159L137 158V159H139L140 160V162L141 161H143V160H145V162H146V160H148V159H150L151 157L150 156H152V155H150V153H151ZM170 150V149H169ZM104 151V150H103ZM109 151H112V150H109ZM109 151L107 150V152H108V154H109ZM154 151H153V153H154ZM53 152V151H52ZM113 152V151H112ZM116 152V150L114 151V153ZM118 152V151H117ZM115 153V154H118V153ZM135 153H136V151H134ZM161 152H163V150L161 151ZM163 152V153H164ZM170 152H172V151H170ZM182 152H185V151H182ZM239 152H240V149H239ZM241 152H242V150H241ZM249 152V151H248ZM247 152V153H248ZM48 153H46L45 155H47ZM99 153H102V152H99ZM131 153H133L132 151H131ZM137 153H141V152H137ZM152 153V154H153ZM158 153H156V154H158ZM174 153V158H176V156H177V152L175 153V151L173 150V152L171 153V154H173ZM55 154V155H56ZM67 154H66V158H67ZM85 154H90L91 156H85ZM103 154H104V152H103ZM112 154V156H113V153H111ZM111 154H109V156L111 157ZM162 154V153H161ZM166 154H167V152H166ZM165 154V155H166ZM169 154V153H168ZM182 154V156L183 157H181V158H186V157H192L193 156V152H186V153H181ZM61 155V154H60ZM98 155H101V154H98ZM137 155V154H136ZM139 155V154H138ZM176 155V156H175ZM184 155L186 156V157H184ZM190 155H192V156H190ZM239 155V154H238ZM241 155V154H240ZM245 155V154H244ZM245 155V156H246ZM63 155L62 156H58L59 157V164H55V165H60V166H56V168L58 167V169H56V171H58V172H56L55 173V171H53L55 174H57V173H59V167H61V165H62V163H63V161H64V159H66V158H63V161H62V159H61V161H60V158L61 157H64ZM68 156H70V155H68ZM96 156H97V154H96ZM108 156V157H109ZM127 156V155H126ZM131 156V155H130ZM134 156H135V154H134ZM154 156H156L155 154H154ZM163 156V155H162ZM168 156V155H167ZM164 156V157H166V160L167 159H172L173 157L172 156ZM199 156V155H198ZM237 156V155H236ZM242 156V155H241ZM246 156V157H247ZM78 157H80L81 158V160H82V157L80 156V155H78ZM78 157H76V158H78ZM83 157V158H84ZM94 157H95V155H94ZM100 157V156H99ZM109 157V158H110ZM114 157V156H113ZM118 157H119V154H118ZM124 157V156H123ZM129 157V156H128ZM127 157V158H128ZM157 157V156H156ZM164 157H163V159H164ZM194 157H195V154H194ZM79 158V159H80ZM89 158V159H90ZM97 158V157H96ZM123 159V160H127V161H124V162H128L127 164L129 165V163H130V165H131V161L132 160H130L129 161V159ZM130 158V157H129ZM199 158V157H198ZM240 158H242V157H240ZM67 159H70L71 160V158L69 157V158H67ZM79 159H78V162H79ZM111 159H112V157H111ZM133 160H135L134 159V157L132 158ZM163 159H160L161 161L163 160ZM196 159V158H195ZM251 159V160H250ZM70 160H68V161H70ZM74 160L76 161L77 159H75L74 158ZM73 160V161H74ZM93 160V161H94ZM122 160V159H121ZM139 160L137 161L138 163H136V164H132V165H139ZM159 160V161H160ZM58 161H56V163L58 162ZM67 161V160H66ZM72 161V160H71ZM70 161V162H71ZM73 161L70 163L71 165L73 164ZM90 161H92V160H90ZM89 160L86 162V164L89 162L90 163V165L91 164H94V163H91ZM92 161V162H93ZM165 161V160H164ZM168 161V160H167ZM242 161V160H241ZM261 161H262V163H261ZM60 162H61V164H60ZM78 162L77 163H75V166H71L70 165V167H73L74 169H75V167H78V166H80V165H82L81 163H79L78 164ZM104 163H102V164H105L106 165V162L105 161H103ZM117 162V161H116ZM119 162H120V160H119ZM163 162V161H162ZM257 162V163H256ZM66 163V162H65ZM89 163H88V166H89ZM96 163V162H95ZM115 163V162H114ZM113 163V165H115ZM142 163V162H141ZM143 163H144V161H143ZM249 163V164H250ZM68 165H69V162L67 163ZM76 164H78L77 166H76ZM118 164V163H117ZM121 164V163H120ZM237 164H239V163H237ZM253 164V163H252ZM82 165V166H83ZM96 165H98V164H96ZM123 165V164H122ZM127 165V166H128ZM246 165V164H245ZM88 166H84V167H88ZM92 166H94V165H92ZM99 167H100V165H98ZM123 166H126V165H123ZM122 166V167H123ZM239 166H241V165H239ZM249 166V165H248ZM262 166V165H261ZM64 168H65V166H63ZM81 167V166H80ZM80 167H78V168H80ZM80 168L81 169V172L79 171V170H76L77 172H80V173H82V170L84 169L85 170V168ZM104 167V166H103ZM102 167V168H103ZM117 167V166H116ZM121 167V166H120ZM120 167H119V169H120ZM236 167V166H235ZM243 167V169H250V168H245L244 167V165L242 166ZM242 167H240V168H242ZM264 167V166H263ZM72 168V169H73ZM88 168H91L90 166L88 167ZM87 168V169H88ZM98 168V167H97ZM101 168V167H100ZM253 168H254V166H253ZM62 169V168H61ZM65 169H68L67 167L65 168ZM64 169V170H65ZM71 169V168H70ZM93 169V170H92ZM91 169V171H93V174L94 173H96L95 171L97 170L96 169V167L94 168H92ZM94 169H96L95 171H94ZM99 169V168H98ZM117 169V168H116ZM251 169H252V166H251ZM250 169V170H251ZM255 169V168H254ZM262 170V167L261 168H259V170ZM264 169V168H263ZM64 170H62V172H61V170H60V173L61 174H66V171H68V170H65V172H64ZM118 170V169H117ZM256 170V169H255ZM258 170V169H257ZM9 171H11V173L10 174H8L9 173ZM73 171H75V170H72V172ZM86 172L87 171H89V173H90V169L89 170H85ZM248 172H249V170H247ZM14 172H16V173H14ZM253 172V171H252ZM256 172V171H255ZM254 172V173H255ZM258 172V171H257ZM257 172L255 173L256 175H257ZM264 172V171H263ZM263 172H261V173H263ZM54 173H52L51 174V176H53V174ZM70 173V172H69ZM73 173H75L76 174V172H73ZM84 173V172H83ZM82 173V174H83ZM88 173V172H87ZM107 173H108V171H107ZM11 174H13L12 175V177H10L11 176ZM78 175H81V174H79V173H77ZM58 175V174H57ZM60 175V174H59ZM78 175H74V176H78ZM95 175V174H94ZM263 175V178H264V174H262ZM262 175H260V177L262 176ZM51 176H49V178L51 177ZM54 176H56V175H54ZM62 176V175H61ZM64 176V175H63ZM107 176V175H106ZM254 176V175H253ZM46 177V176H45ZM48 177V176H47ZM59 177V176H58ZM73 177V176H69L68 177V183H69V179H71V178ZM57 178V177H56ZM263 178H261V179H263ZM19 179V180H18ZM50 179H53V177L52 178H50ZM66 179V178H65ZM256 179H259V178H257L256 177ZM260 179V180H261ZM47 180V179H46ZM45 180V181H46ZM50 181V182H49ZM53 181H54V179H53ZM65 181V180H64ZM63 181V182H64ZM209 181V180H208ZM211 181V180H210ZM209 181V182H210ZM48 182H49V184L48 185H50L51 183H52V180H48ZM47 182H45V184H46ZM66 183V182H65ZM64 183V184H65ZM253 183V182H252ZM255 184V183H254ZM47 185V184H46ZM68 184H66V186H67ZM51 187H52V185H50ZM251 186V185H250ZM7 187V190H8V194H5V195H3V188H6ZM257 186L255 185L250 191L251 192H253L252 194H255V191L257 190V188H256ZM48 191V190H47ZM248 191V190H247ZM246 192V191H245ZM244 192V193H245ZM45 193V192H44ZM243 193V194H244ZM248 193V194H247ZM247 193H245V194H247L248 196L250 195V193H249V191L247 192ZM47 194V193H46ZM243 195V196H245V198H246V195ZM251 196V195H250ZM249 196V197H250ZM248 198V197H247ZM264 198V197H263ZM37 198H32V199H29V200H23L22 202H20L19 204H18V201L15 203V204H13L14 205V208H13V213H12V215L11 216H13L14 217V219H19V218H21V213H23V211L25 210V207L26 208H28V207H30V205L36 200ZM42 200H43V198H42ZM45 200V199H44ZM249 201V200H248ZM243 202V201H242ZM241 203V202H240ZM244 203V202H243ZM36 204H38L37 203V201H36ZM260 210H262V209H260ZM1 211V210H0ZM263 211H264V209H263ZM262 212V211H261ZM261 214V213H260ZM262 214H263V212H262ZM242 215V214H241ZM258 216H259V214H258ZM36 217V216H35ZM261 217H264L263 215H261ZM242 218V217H241ZM259 218H260V216H259ZM260 219H263V218H260ZM35 221L36 220H33V222L31 223V224H29L25 229L29 232V231H31V228H33L34 227V223H35ZM263 221V220H262ZM257 223H259V222H257ZM256 223V224H257ZM260 225V224H259ZM258 225V226H259ZM262 225H264V221L262 222ZM257 226V225H256ZM257 226V227H258ZM253 227V226H252ZM255 228V227H254ZM250 229V228H249ZM248 229V232H245L244 234H243V236L241 237V235H240V237H239V239H238V241L237 242H241V241H239V240H241V239H246L247 240V242L248 241H251L252 239H253V235L255 234V232L254 231H252V233L254 232V234H252L251 235V233H249V230ZM6 230H7V228H4V231L3 232H6ZM24 230V229H23ZM252 230V229H251ZM25 231V230H24ZM245 231H247L246 229H245ZM22 233H23V231H21ZM21 232H17V233H8L7 232V236L8 237H10V238H14V244L11 246V248H9L10 250H6V252H4V253H2V254H0V264H20V258H21V254H20V252H19V249H20V240H19V237H18V235H19V233H21ZM243 232H244V230H243ZM65 234H66V239H67V241L68 242H74V241H76V240H82V241H90V239H91V236H90V234H91V230H90V228L89 227H87V225H84V226H77V227H74V228H70L69 226L68 227H66L65 228ZM131 236H132V238H133V240L135 241V242H139V238L138 239H136V237H138L136 234H135V232H133L132 234H131ZM18 238V239H17ZM244 240H242L243 242H244ZM185 243H187V245L188 244H190L191 243V241L190 240H187ZM43 244V243H42ZM229 244H230V246H231V243L229 242L227 245L229 246ZM232 244H234V242L232 243ZM235 244H236V242H235ZM226 245V246H227ZM41 247V249L43 248L42 247V245H40ZM227 246V247H228ZM233 246H235V245H232V247ZM226 247V248H227ZM232 247H230V248H232ZM237 247V248H236ZM229 248V247H228ZM229 248V249H230ZM235 248L237 249V251H239L240 249L242 250L243 249V246H241L240 247V244H238L237 243V246H235ZM229 249H228V251H227V253L225 252V257H226V259L227 258H231V260H232V262L234 263L236 260H237V258L235 259L234 258V254H235V250H233V249H231V251H229ZM146 248H139V249H136L134 252V254H139V255H144L145 253H146ZM227 250V249H226ZM233 250V251H232ZM240 250V251H241ZM236 251V252H237ZM242 252V251H241ZM239 254V253H238ZM150 255V254H149ZM228 255V256H227ZM236 257V256H235ZM11 259H13V260H11ZM228 261V260H227ZM229 262V261H228ZM229 263H231V261L229 262Z\"/></svg>",
	"mask_w": 264,
	"mask_h": 264
}]
</instances>
